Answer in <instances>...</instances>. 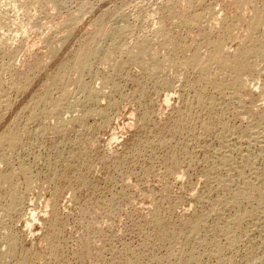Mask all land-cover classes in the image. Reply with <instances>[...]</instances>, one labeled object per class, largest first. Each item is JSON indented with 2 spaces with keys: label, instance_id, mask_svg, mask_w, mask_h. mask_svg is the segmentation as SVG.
<instances>
[{
  "label": "rangeland",
  "instance_id": "rangeland-1",
  "mask_svg": "<svg viewBox=\"0 0 264 264\" xmlns=\"http://www.w3.org/2000/svg\"><path fill=\"white\" fill-rule=\"evenodd\" d=\"M234 1L235 0H218V1L217 0H205V2H207V3H204V6L201 7V9H200L201 11L204 12V11H207L206 9L208 8L209 12L208 11H207L208 13L204 12L205 17L210 14V16H207L201 22V25H203L202 27L205 28V29H203V28L202 29L204 31H206L205 32L206 38H208L209 40H211V39L214 40V39H216L218 37V34L220 32L219 29H221L223 22H222V24H218V23H220L222 20H224L225 17H223V16L227 15L228 19L230 17V20L233 19L235 21L238 18L241 19V20H238V22L239 21L240 22L239 23L237 22L238 24H236L235 28H233V33L234 34H232L233 35L232 39L226 41V48H228V50L230 52H232V53H234V52H236L238 50L236 48H239V46H240L239 44H241V42L244 41V39L247 38V36H250L251 38L255 39V37L258 34L262 33V30H263V33H264V27L261 26V24H259L257 22L255 24V16H256L255 14L256 13H255V10H254L255 8H253V7L254 6L256 7V5L254 3V0H250L248 3L243 5V6H245V8L239 6V8H241V9L237 8L238 6L235 5ZM5 2H6V0L5 1L4 0H0V5H1L0 7L2 8V10H3V8H5V6H6V8L4 10H7V8L11 7L9 5L10 3L7 4V2L6 3ZM44 2H45V0H44ZM44 2L41 4L42 6L44 4V7H42V9L45 8L44 10H41L40 4L39 5H37V4L33 5L32 2L29 3V5L31 4L30 5L31 7L28 6L27 10L30 12L31 16H33L35 14L34 17H35L36 20L34 19L35 21H33V22L37 23V21H38V23H39V25L41 27L40 26L38 27L36 25V23H34L36 26L33 27L34 29L29 30V32L26 35H24L25 36L24 39H23V37H21L22 35H20V33L17 32V34H16L15 26H13V28H14L13 29L11 27L12 25H9V23H10L9 21L12 20L11 18L15 19L18 16V18L20 17L19 21H21V16H22L21 14L22 13L19 14L20 11L17 12V10H16V12H15L14 9L10 8L12 10L9 9L10 12H8V14H6V17L9 15L8 16L9 20L7 19L8 20V23H7L8 26L6 24H4V26L5 25L6 26L3 27V23L0 24V27L2 25V27L0 29V31L1 30L2 31L0 32V34H2V35L5 34V37H6V35H8L9 37L8 38L6 37L7 40H9V39L12 40L13 38H10V36L12 37V36L16 35V36H14V38L15 39L17 38V39L16 40H12L11 41L12 43L9 42V41H6L8 44L11 43V44H9V46L11 47V45L13 44L14 41L15 42L18 41L17 43H19V44L15 43V47H14V44H13L12 45L13 47L8 48V49H7V47H9V46H7V43L6 44H5V42L3 43L4 45L7 46L6 47V46L3 45L4 48H2V50H1V51H3V53L7 52V51L12 52V49L15 48L13 51H14V53H16L15 57L16 56H18V57L15 58L13 56L14 57L13 58L11 56V58L13 60L11 58H9L10 61L12 60L13 64L15 63V61H17V62L20 63V65H22V63H23V67H25L26 64H29V62H27V61L31 60L30 64L27 65V66H32L33 65L32 63L35 64V62H33L34 58H39V57H40L39 60L40 59L41 60L39 61L38 59H36L37 62L38 61L39 62H41V61L43 62V60H44V62L49 61L46 64L47 66L45 65V68H42V69L38 70V71H40L39 74L36 73L38 75L34 74L35 78L34 77L31 78V81L29 82V84L31 83L29 85L31 87L28 86L29 88L27 87L26 88L27 90L25 89V91H21V93H19V91H17L14 88H12L14 91L12 90V91L9 92L8 90L10 88L6 89L5 86H2L4 88V90L6 89L5 92L8 91L7 93H4V94L12 95V96H9L11 98V103L12 104L8 107V109L10 108L9 110L8 109L5 110V109H2L0 107V117L3 116L2 113L4 114L2 119L0 118L1 119V121H0V132L4 133V132H6L8 130L7 127H9V124H10L9 121L10 122L13 121V119H14L13 115L16 116L17 113H15V112H19L18 111L19 109H20V112L17 114V116L21 115V120H20L21 124H20V127H18V130H17L18 139H17V141L15 143L14 148L11 149L12 153L10 151H9V153H8V151H5L6 149H1L0 150V157H2L4 160L8 159V166H9L8 167V166H4L5 164H2V165L0 164V174L11 175V174L17 173V172H18L17 174H20V172H23V174H25L24 172L26 170V173L28 174V176H31V179L33 180V181H31V179H30V181L32 182L30 184V181H28L29 183H26L27 180H24L25 179L24 175L19 176V178L14 177L15 183H17V184H15V196L18 195L17 198L20 199L17 202V204H20V205L17 206L18 210H19L18 214H20L19 212H22V211H24V212H22L20 214V216L19 215H17V216L5 215V213L2 216H0V217H2V219L1 218L0 219L3 220V221L0 220V231H2L3 233H7V232H10L12 230L11 232L13 233V236L14 237L16 236V237L19 238V239L17 238L18 243H17V246L15 248L16 249L15 250L16 251V255L12 256V257L13 258H15V257L20 258L21 259V264H30L31 261L34 260L33 258L37 257V255L39 256L38 262H39V259L42 261L41 264H47V263L48 264H52L51 257L54 254L55 255H60L61 254L60 258L57 261V264H128L127 261L129 262V264H139L141 262V260H142V262L140 264H155V263L159 264L160 263L159 261H161L162 264L164 263V261H165L164 264H176L177 262H175V261H179V262L181 261V264H190V263L194 264V262L196 264H207L208 262H209V264H215V262H216V264H232V263L233 264H245L247 259H248L247 263H249V264H251V263L252 264H256V263L257 264H264V239H263L264 238V218H263L264 217V194H263L264 193V191H263L264 190V151H263L264 150V145L260 144L262 141H263L262 143H264V137L262 138L263 140L261 138H259L260 136H264V133L260 132V131H264V129H263L264 128V124L263 123H258V122H260V119H261V121L264 122V117H263L264 116V96H261V95H264V88H263L264 87V64H263L264 63V58H258V61H254V65L253 64L252 65H253V68H255L257 66L255 69L251 68V70H250V67H249L243 72V78L245 77L244 79H246V76H247V79H248V77L251 75V73H253L252 76H250V78H249L250 80L248 79L249 81H248L247 85L249 84L250 81H252L251 83L256 87V89H258L257 91L254 88H252V87H254V86H252V84H251L252 87L250 88V86H249L250 84H249L248 85L249 87L247 89H246V87H243V89L245 90L244 92L241 91V90H243L242 87L237 86L238 88L237 87L235 88V92L238 91V89L240 88V90L238 92L235 93L232 90L227 89L226 90L227 92L226 91L225 92L222 91V93H224L222 95V93L219 94L221 91L219 93L217 91H215L216 89H214L211 84L206 82L207 84L205 85V82H203L204 80L201 81L199 79V75L197 74V72L195 70L192 69L193 67L190 66L189 64L187 65V67L186 66L184 67L183 65H182L183 66L182 67L181 64H180L181 67L180 66L179 67H173L172 65H170V63H167L166 60H167V58H169L173 54V50L169 46H168L169 47L168 48L167 46H163V44L157 43V42H161L160 40H162V36H161V34L158 35V30L157 31L155 30V29H158V26H157L158 23H156L157 20L161 21L159 18L162 19V17L167 16L165 14H167L166 11H168V10H166L164 8L165 7H169L170 3L166 4L165 0H53V1L52 0H46L47 3L46 2L44 3ZM83 3H87L88 4L86 6L87 8L84 9V12L86 14L84 13V15H80L76 11H77V8L79 9L80 7L83 6L82 5ZM46 4L48 5L47 7H46ZM2 5H4V7H2ZM8 5L10 7H7ZM53 5H55L56 8H58V10L60 12L58 10L57 11H55V10L52 11L51 9L48 8V7L53 6ZM205 5L208 6V7L206 8ZM35 6H37L38 8H36ZM38 9H40V11H38L40 16L36 15ZM87 9H88V11H87ZM158 9L160 10V13H159V11H156ZM163 9L166 10V11L164 12ZM9 10H7V11H9ZM161 10H162V12H161ZM7 11H6V13H7ZM35 11H36V13H35ZM68 12L72 13L74 15H75V12H76L78 16L75 15L76 17H74L73 19H77L78 18V22H79V19H80L81 23L79 22V24H78L79 26L75 23L77 25V27H75V25H74L75 29L73 28L74 33H76V35L73 34L72 30H70L72 32L68 31L69 29H67V25L66 24L65 25L64 24L63 25L60 24L61 23L60 21H62L63 20L62 18H64L66 15L67 16L70 15V17H71V14H69ZM154 12L156 14H154ZM163 12L165 13L164 15H163ZM252 12L255 13V14H252ZM55 13H57V14H55ZM157 13H159V14H157ZM240 13H242V14H240ZM103 14L106 17L105 21L107 22V24H108L107 26H109V28H111V27L112 28L113 27L117 28L118 26L121 27L120 25H124L123 23H125V24L128 23V25L130 24L129 26L132 25L131 27L128 26V28L130 30L132 29V31L130 32V30L128 29L127 36H125L126 38L125 37L122 38V36L126 35V33H124L120 37V40L118 42V47H121L120 45L123 44L124 41H126L127 45H130V47H132V45H135L136 43L140 42V41H137L139 39L141 41L143 39H145V40L147 39V41L149 43L151 42L150 44L154 48L156 46V50L158 52V61L159 62H164L166 64V65L164 64V67H163V70H162L163 73L161 72L159 75H157V78L155 76V77H152L150 79L148 77L149 76V68L151 66L150 65L151 63H149V61L147 62L148 64H146L147 68L144 67V66H139V65L126 64V66H124L123 68H121L119 70L112 71L109 67H107V66L110 65V64H108L109 62H107V61L103 62V61L99 60V61L95 62L92 65L91 68H93V69H91L88 73H84V75H83V77L81 79V82L83 83V85H81V83H77V84H73L74 85L73 86L70 82H69V84H70L69 85V84H67L68 83L67 81H66V83H65V80H63L64 82L62 81V85H64V84H65L64 86H67V85L71 86L72 85V88L75 89V90H73L72 88L67 86L68 89L69 88L71 89V90L69 89V91L72 93V96L70 95V97H72V98L71 99L69 98L68 99L69 102L66 101L65 105L62 108L65 113L63 112V110H62V112H60L61 113V117L60 118H62V116H63L62 114H64V117L61 119V121L63 119H65L64 122L67 121V123H64V124H66L69 127V128L68 127L66 128L67 132L64 133V135H61L60 133L58 134L54 129H51V128L47 127L48 125H45V124H51V126H52V125L55 124V120H52L49 117L48 118H42V119H40L38 121H31V120L28 121L26 119V121H28V122L25 123V121H23V120L27 117L28 112H30L29 109L33 110L32 107H34L36 104H38L37 101L39 102L40 95H42L44 93L46 83L49 82L50 78H53L52 76L56 75L55 72H57L59 64L62 63L63 61H65L66 59H71L70 57H71V55H73V52L77 51L76 49L80 48V45L82 43L81 40L84 38V36L86 38L87 35H89L93 31L92 30V27H93L92 24L96 23L94 21L98 20V19H96V17L100 18V17H102ZM12 15L15 16V17H13ZM155 15H157V16H155ZM159 15H161L162 17L161 16L159 17ZM38 16H39V18H38ZM227 16H226V18H227ZM220 18H223V19H221V21H220ZM249 18L250 19L254 18V19L250 20ZM93 19H96V20H93ZM108 19H110L111 21H109ZM211 19H213V20L215 19V20L213 21ZM216 20L219 21V22L217 23ZM210 21H212L214 23V25ZM56 22H58L60 24V26H59L58 30L55 29L56 30L55 31V30H53L52 27L55 26L54 24H58ZM209 22L211 24H209ZM215 22L217 24H215ZM32 25H33V23H32ZM65 26H66V28H65ZM49 27H50V29H49ZM79 27H81L79 29V31L76 30ZM180 27L181 26L178 23V24H174V25H172V27L168 28V31H169V29H171V32H172V33L170 32L171 36L172 35L174 36V34H176L175 37L172 36L173 38L178 39L177 41L179 43H181L180 42V39H181L182 43L185 44L184 45L185 46L184 47V49H185L184 52L179 54L180 63H183V61H185L184 59H187L186 61H189V59L191 58V56L189 57V55L193 54L199 48H200L199 51H201L203 53L207 52V51L205 52L203 49L206 48L205 50H208V47L203 44V42L200 39V37L197 38V39H199V41L195 39L196 36H197L196 35V32H197L196 30H194L196 32H194L193 30L191 32H189V31H187L185 29L187 31V34H185L186 32H185L184 28L181 27L182 28L181 29ZM152 28H153V30H152ZM208 28L211 29V30L209 31ZM218 30H219V32H217ZM7 32H9V33H7ZM67 32L72 33V34H69V35H71L73 38L69 36L67 42L62 45V48L60 47V51H61V53H60V51L58 52V49H59L58 48L59 47L58 42H57V44H55L56 43L55 41H58V39L64 37ZM87 32L89 34H87ZM207 32H208V34H210L212 36L208 35ZM216 32L218 34H216ZM155 33L157 34V37H156ZM189 33H192L191 35H193V36L191 37ZM81 34H83V35H81ZM91 34L93 35L94 31ZM78 35L79 36L81 35L80 36L81 38ZM214 35L215 36L217 35L216 38H215ZM176 36L178 38H176ZM183 36H187V37H190V38H187V37L184 38ZM47 37H49L48 40L46 39ZM50 37L53 40L55 39L53 41V44H55L54 46L57 45L56 47L58 48L57 49L58 53H56V56L51 58V59H53L52 61H50L51 59L47 60L49 58L47 56H46L47 58H45V56H44L45 53L48 52L47 50H49V49L46 50V48H49L46 43H49V42L45 43L44 40L45 39H46L45 41H50L51 40L50 42L52 43V39ZM192 38H194V39H192ZM20 39H22V41L27 39V41L26 42L24 41L25 43H23L21 41V44H22V46H21L20 42H19ZM28 39L31 40L32 42L29 43ZM71 39L73 40V42H71L72 41ZM75 39H78V40L80 39L81 42H78V44H76L77 40L75 41ZM157 39H158V41H157ZM184 39H186V40H184ZM69 41L71 43H69V45H68L67 43ZM134 41H135V43H134ZM196 41H198L200 43L202 42V43L199 44ZM27 42H28L29 45L31 44L30 47L33 45V42H34V45L32 46L33 49H32V47L31 48L28 47L29 45L27 44ZM106 42L108 44V43H110V41L106 40V41L103 42L104 43L103 46H105V47L107 45ZM192 43H193V45H192ZM23 44H26V45H24V47L26 46L25 47L26 50H27V47H28V49L30 51H26L25 48L23 47ZM37 45L40 46V47H38ZM65 45L66 46L68 45L70 48L68 46L65 48ZM78 45H79V47H77ZM197 45H200L201 47H198V49H196ZM194 46H196V47H194ZM5 47H6V50L4 51L3 49H5ZM63 47L66 50H64ZM165 48H167V49H165ZM17 49H18V51H20V53L22 52L21 53L22 55L20 53L18 54V52H16ZM22 49H24V50H22ZM31 49L33 51H31ZM160 51H161V53L163 52V54H161ZM27 52H29L30 54L28 55ZM33 52L36 53V55ZM66 52H68V53H66ZM58 54H62V55H58ZM20 55H21V57H19ZM161 55H162V57H161ZM23 56L24 57L26 56V57L24 58ZM30 56H31V58L33 60L30 58ZM32 56H34V57H32ZM57 56L60 57V58L58 59ZM166 56H167V58H166ZM63 57H65V58H63ZM184 57H186V58H184ZM0 58L2 60V58H4V57H1V55H0ZM180 58L182 59V61L180 60ZM9 59L6 58L5 61H8ZM16 59H18V60H16ZM60 59H61V61H60ZM36 60H34V61H36ZM57 60H58V62H56ZM53 62H54L53 67H54L55 71L53 70V67H52V69L50 68L52 65H50V66L48 65V64H53ZM98 62H99L100 66L98 65ZM17 64L18 63H16L15 68L18 69V70H15V68H14V70H12V71H7V73H5L6 71L4 72L5 73L4 75L7 78H10V75L14 76V74L20 73L22 71L21 69L23 67L20 66L19 64H18V67H17ZM104 65L107 67V68L105 67L106 70L103 69ZM252 65H250V66L252 67ZM47 67L49 69H51V70L47 69ZM189 67H191V70L194 71V73L193 72L191 73V70L189 69ZM44 69H45V71H44ZM94 69H96V70H94ZM108 69H110V71ZM185 69H187V72L189 71L188 74L191 75V76L187 75L188 76L187 77L186 75H182V73L185 74L184 73ZM252 69H253V71H252ZM92 70L94 71V73H93ZM41 71H42V73H41ZM43 71H44V73H43ZM95 71H96V73L98 71H101V72H100V74L99 73L95 74ZM105 71H108L109 73L108 72L105 73ZM255 71L259 75L255 74ZM45 72H47L46 74L49 73V75H46ZM187 72H186V74H187ZM245 72H247V73H245ZM89 73L91 74V76L92 75L93 76L89 77V75H90ZM168 73H170V74H168ZM248 73H250V75H247ZM6 74L9 75V76H7ZM87 74H88V76H87ZM261 74H263V75H261ZM42 75H44L45 77L42 76ZM109 75H110V77H109ZM96 76H97V78H96ZM100 76H101V78H100ZM102 76H103V79H102ZM172 76H173V78H175V80L172 78ZM6 77H4V78H6ZM165 77L167 78L166 81L168 83H170V84H167V85L168 86L170 85V87L172 86L171 89H169L170 87H165V86L163 87L162 86L165 83L164 82L165 81L164 80ZM95 78L96 79L99 78V79L96 80ZM105 78L108 79V80H106ZM145 78H147V79L145 80ZM92 79H93V82H92ZM131 79H132L133 82L132 81H128V80H131ZM220 79L222 80L223 77H220ZM224 79H226V81L222 80L220 82L221 83H224V82L227 83L228 79L227 78H224ZM253 79H255V80L253 81ZM100 80H101V82H100ZM102 80L104 81V83H103V87L101 88L100 86H102ZM155 80H157V82H155ZM181 80H182V82L179 83V81H181ZM196 80H197V82H198V80H200L198 82V85H195L194 87H192L193 83L196 82ZM185 81H186V85H185ZM40 82H43V85H45V86L42 85L43 86L42 87L40 85L42 83H40ZM160 82L162 84H159ZM197 82H196V84H197ZM201 82H203V84ZM37 83H38V85H37ZM94 83H95V85H94ZM171 83H172V85H171ZM199 83H200V85H199ZM78 84L80 86H78ZM187 84H189V85H187ZM62 85H58L57 87L62 86ZM75 85H77V86H75ZM33 86L35 88H37V89H35ZM81 86H87L90 89H94V92L97 91V89H98V91L96 93H94V95H95L94 101L87 100L83 93H81L80 95L78 94V93H80L82 91ZM94 86H96V87H94ZM189 86H191V87H189ZM205 86H206V91H205ZM57 87H54V89H52V91H51V94H53L54 97L58 96V92L56 90ZM211 87H212V89H214V90H212L213 92H211ZM223 87H225V84H223ZM107 88L109 89V91H108ZM160 88H161V90H160ZM165 88H166V90L168 89L167 92L170 93V94L165 93L166 92ZM140 89H141V91H140ZM190 89H192V90H190ZM33 90H34V92L31 93ZM41 90H42V92H40ZM172 90L174 91V93H173ZM249 90H250V94L248 93ZM76 91H78V92L76 93ZM161 91H162V93H160ZM197 91H198V94H197ZM231 91H232V93H235V94L230 95ZM209 92H211V93H209ZM258 92H260V94ZM29 93H31V94H29ZM99 93H100V95H99ZM132 93H134V94H132ZM164 93L166 94V96L168 94V99L171 102V104H169L170 102L168 103V101L166 103V99H165L166 96H163V95H165ZM217 93H218V96H217ZM200 94H201V97H200ZM210 94H213V96L215 98H217V99H215ZM228 94L231 97L227 96V98L224 99V97L226 95H228ZM236 94L239 95V97L235 96ZM243 94H245V95H243ZM76 95H77V97H76ZM169 95H173V97L171 96L172 99H171V97ZM220 95L222 96V98H221ZM249 95H251V96H249ZM258 95H259V100L257 99L258 101H256V97ZM79 96H83V97H79ZM232 96H234L233 99L235 97H238L237 100L236 99L234 100V103H233ZM108 97H109V99H107ZM206 97H207V99H209V97H210V102L212 103L210 105L212 107H215V108H212V109L208 108V106L209 107H211V106L208 105L210 103L209 100L204 99ZM244 97H247V98H244ZM15 98L18 99V100L15 101ZM185 98L187 99V101L185 100ZM195 98H197V99H195ZM250 98H252V99L249 100ZM28 99L31 101V103L33 102V100L35 102H33L32 105H31V103L29 102ZM82 99L85 100L86 102L82 101ZM137 99H138V101H137ZM163 99L165 101H163ZM230 99H231V102L229 101ZM238 99L240 101H238ZM245 99H248L249 101L245 100ZM23 100H26L27 102L23 101ZM192 100H194L195 102L192 101ZM242 100H243V103H244L245 106H243V104L241 102ZM262 100H263V102H262ZM99 101H101V102H99ZM199 101H202V104L201 103L199 104ZM250 101H252V102H250ZM97 102L99 104H97ZM116 102H118V103H116ZM162 102H165V104H167V106H168V104L170 106L169 107L163 106L164 103H162ZM228 102H229V104H227ZM238 102H240V103H238ZM257 102H259V104L256 105V106H251L252 104H250V103L256 104ZM260 102H262V103L260 104ZM67 103H69V108H68V104ZM187 103H189L190 106ZM236 103H238V104H236ZM248 103L250 104V106H249ZM21 104H22V107L20 106ZM83 104H85V105H83ZM127 104H128V106H127ZM158 104L159 105L161 104V106L158 107L159 106ZM183 104H185V105H183ZM213 104L215 106H213ZM217 104L219 106H221L223 104L225 107L222 105L223 108H222V106L220 108H222L223 110L221 109V111H219L220 108H219V106ZM230 104H232L234 106H231ZM26 105H28V106L26 107ZM72 106H74V107H72ZM175 106H176V108H175ZM229 106H231V107H229ZM239 106H240V110H239ZM246 106H249V107H246ZM177 107H179V108H177ZM189 107H191V108H189ZM17 108H18V110H17ZM83 108H84V110H83ZM156 108H157V110H156ZM227 108L229 110H227ZM231 108L232 109L236 108V109H233V110H237L238 109L236 111L237 115H236L235 111L234 112L232 111ZM256 108L258 109L257 113H256ZM194 109L196 111H194ZM214 109H217V110L215 111ZM98 110H99V115H98ZM188 110H190V111H188ZM211 110H212V112H209ZM253 110H255V111H253ZM146 111H147V113H146ZM186 111L189 114V116L187 114V116L189 118L186 115H184V114H186L185 113ZM217 111L219 112V115H217L218 114ZM251 111H253V112H251ZM78 112H79V114H78ZM85 112H86V114H85ZM93 112H95V114ZM156 112H158V114ZM182 112H184V113H182ZM220 112H221V114H220ZM238 112L241 115L246 112L248 114L246 115V113H245L244 117L245 116H249V115L251 117L250 118H248V117L246 118L245 117V119H242L244 117L243 116L241 117V115ZM71 113H72V115H71ZM129 113H132L133 115H131V114L129 115ZM199 113H201L203 116L201 114H199ZM222 113H225L224 114L225 117H224V115H222ZM253 113H254V115H253ZM73 114H74V116H73ZM181 114H182V116H181ZM150 115H151V117H150ZM205 115H206V117H204ZM213 115L216 116V117H214ZM261 115H262L263 119H262V117L260 118ZM111 116H112V118H111ZM129 116L132 117L133 120L129 119ZM222 116H223V118H220ZM233 116H234V118H233ZM252 116L254 117L253 120H252ZM91 117H92V119H91ZM155 117H157L158 119L155 118ZM181 117H183V118H181ZM238 117H239V119H238ZM107 118H111V119L108 121ZM115 118H116V120H115ZM142 118H144V119H142ZM177 118L178 119H184V124L185 125L184 124L178 125L175 122V121L178 122ZM216 118H218V119L220 118L219 121H217ZM229 118H230L231 122L227 121V123H225L226 119H229ZM236 118H237V120H235ZM209 119H210V121H213L215 119L216 120L214 122H210ZM240 119L242 121L243 120L244 121L242 122ZM249 119H251V120H249ZM105 120H106V122L108 121V125L105 122ZM171 120H172V122H171ZM194 120H196V121H194ZM50 121H54V122L50 123ZM72 121H76V122L73 123V124H70ZM171 123L173 124L174 127L171 126ZM130 124L131 125L133 124V125L130 128H128V126H130ZM227 124H229V125H227ZM256 124H258V126ZM259 124L262 127H260ZM202 125H205V126H202ZM218 125H219V127L220 126L223 127L222 132H219V130H220L219 127L216 128ZM249 125H250V128L248 129ZM21 126H22V128L24 127L22 130H20ZM39 126H41V127L39 128ZM100 126H101V128H100ZM192 126H194V129H193ZM195 126H197V127L199 126V129H201V132L197 131L198 128L195 127ZM225 126H227V127H225ZM228 126H231V127H228ZM253 126H255V128H258V129H256L254 131ZM203 127H204V129L206 128L205 129L206 131L203 129ZM209 127L213 128V131ZM34 128L36 130H34ZM79 128H80V132L78 131ZM227 128H229V130L231 132ZM231 128H233V129L231 130ZM75 129L78 132H76ZM166 129H167V131H166ZM202 130H204V132H202ZM243 130H245V131L247 130L246 133ZM169 131H171V132H169ZM176 131H180V132L178 133ZM226 131H227V133H226ZM81 132H83V133H81ZM187 132L189 133L188 136H187V134H188ZM191 132H192V134H191ZM252 132H255L256 134L257 133L258 134L256 135V134H254ZM1 133H0V135H1ZM22 133H24L23 136H22ZM74 133H77V134H74ZM217 133H219V134H217ZM224 133H225L224 137L226 136L225 140L228 141V138L231 137V136L233 137L234 135H235L234 137L236 138V140H235V138L232 139V137H231L229 139V141H228L229 143H228L227 141L223 140V138H224L223 134ZM231 133H232V135H231ZM259 133H260V136H259ZM50 134H51V136H50ZM174 134H176V135H174ZM199 134L202 135L203 137L200 136ZM249 134L252 137L257 136L255 138H251V140L253 139L254 143L250 140L251 136H249ZM31 135L33 136L34 139L32 138ZM190 135H192V136H190ZM205 135H207V136H205ZM217 135H218V137H217ZM220 135H221V137H220ZM228 135H229V137H228ZM181 136H183L184 139ZM244 136H246V137L248 136L249 138L245 137V140L247 139L249 141L243 140ZM204 137H205V140H204ZM192 138H193V140H192ZM237 138H238V140H241V141L239 142L237 140ZM36 139L38 141H36ZM51 139H53L52 142H50ZM114 139H116V141ZM149 139H150V141H149ZM255 139H257V140L259 139L260 143H259V141L255 140ZM92 140H94V141H92ZM165 140L168 141V142H171V143L169 144ZM178 140H180V141H178ZM32 141L35 144H33ZM164 141L166 142V144L164 143ZM233 141H235V142H233ZM242 141H243V143H242ZM87 142L89 143L90 146L87 145ZM224 142L225 143L227 142V143L224 145ZM246 142H247V144H246ZM146 143H148V144H146ZM186 143H187V145L188 144L189 145L186 146ZM248 143H249L250 146L248 145ZM255 143H257V144H255ZM18 144H20V146ZM91 144H93V146L96 144V146H94L95 148ZM151 144H153V145H151ZM202 144H203V146H202ZM25 145L27 146V148H26ZM57 145H58V147H57ZM147 145H149L148 148L145 147ZM169 145H171L170 148H169ZM259 145H261L260 148H259ZM247 146H249V147H247ZM205 147H207V148H205ZM210 147H212V148H210ZM261 148H263V149L261 150ZM134 149L137 152L133 151ZM143 149L145 150L144 152H143ZM184 149L186 151L185 156H184L185 152L184 153L182 152V151H184ZM17 150H19V151H17ZM37 150H38V152H37ZM58 150L60 151V153H59ZM175 150L178 151V152H176ZM222 150H224V151L222 152ZM256 150H258V151H256ZM14 151L15 152L17 151L16 152L17 156H15V154H14L15 152ZM52 151H53V153H52ZM219 151H220V154L223 153L224 156H226V153H228L227 154V158L230 159V160H228V159L226 160L225 157H223L222 155L219 154ZM225 151H226V153H225ZM245 151L248 154H246ZM36 153H37V155H35ZM79 153L80 154H86V156L88 157L89 161L86 164H81L80 163V162H82V160H80L78 158L80 156V155H78ZM140 153H141L142 157H140ZM188 154H189V156H188ZM242 154L245 155V156H243ZM112 155H113V157H112ZM124 155H125V157L127 156V157H130V158H125ZM129 155H131V156H129ZM190 155H192V156H190ZM246 155H247V157H246ZM37 156H38V158H37ZM105 156L106 157L110 156V157H108L109 159H107ZM132 156H134V157L131 158ZM179 156H181V157H179ZM182 156H184V157H182ZM215 156L219 157L220 159L226 160V162L224 160L218 159ZM253 156H254V158H253ZM171 157H173V158L175 157L176 159L175 158L173 159ZM23 158H25V159H23ZM177 158L180 159L181 163H179L180 161ZM246 158H249V162H248V160ZM36 159H38V160H36ZM53 159H54V161H53ZM212 159H214V160L212 161ZM245 159H246L247 162L245 161ZM175 160H176V162H175ZM13 161H15V163H12ZM75 161H77V162H75ZM209 161H211L212 163H210ZM222 161H224L223 162V164H224L223 166L224 167L223 166L221 167ZM33 162L36 165H34ZM113 162L115 164H113ZM204 162H205V164H204ZM170 163H171V165H170ZM202 163H203V165H202ZM226 163H227V166L225 165ZM62 164H63V166H62ZM73 164H74V167L72 166ZM131 164H133V165H131ZM173 164H174V166H173ZM241 164H242V166H241ZM29 165H30V167H29ZM114 165H115V167H114ZM48 166H51V168L48 167ZM218 166L221 167V168H218ZM250 166L251 167L253 166L252 167L253 169ZM15 167H16V170H15ZM213 167L214 168L216 167L215 171H214ZM18 168H19V170H18ZM21 168H23V170H20ZM119 168L121 170H119ZM175 168H176V170H175ZM222 168H225V170L222 169ZM244 168L246 170H243ZM232 169H234V170H232ZM30 170H31V173L29 172ZM206 170H207V172H206ZM240 170H241V172H240ZM49 171H50V173H48ZM64 171L68 172L67 177L65 175H63ZM166 171H169V172H166ZM171 171L173 172V174L174 173L175 174L174 175L171 174L172 173ZM223 171H224V173H223ZM237 172H240V174L238 173L239 175H241L240 177L238 176ZM29 173L32 174V175H30ZM226 173H227L228 178H227V176H225ZM27 174H25V175H27ZM171 175L174 176V177H171ZM178 175L181 176V179L179 178L180 176L178 177ZM213 176H214V178H213ZM54 177H56L59 180V183H61V184L65 183L66 181H69V183L72 184V186H71L72 188L71 187L70 188L67 187L68 189L61 190L62 196L57 201L55 207H54V205H52V202H49V200L52 199L50 191L52 189L51 180ZM80 177H86V183L84 185H79L78 184L79 183L78 180H79ZM218 177H219L221 182L223 181L221 179H224L222 184H218L220 182V181H218ZM37 178H39V179H37ZM50 178H51V180H48ZM60 178H61V181H60ZM176 178L179 179V181L176 180ZM201 178H202V180H201ZM210 178H211V180H210ZM15 179H17V180H15ZM22 180H24V181L22 182ZM126 180H127V182L128 181L130 182L127 185H126V183L124 184V182ZM198 180H201V181H198ZM214 180H216L218 183L216 181H214ZM44 181H45V183H43ZM48 181H50V182H48ZM24 182H25V184H24ZM207 182H209V184ZM225 182L227 184H229L228 186H230V187L226 188L225 186H227V184ZM33 183H34V185H33ZM37 183H39V184H37ZM171 183H173V184H171ZM2 184H4V182L0 181V190L1 191H2V187L1 186H3ZM43 184H45V185H43ZM46 184H47V186H46ZM123 185H126V186H123ZM134 185H135V187H134ZM147 185H148V187H147ZM219 185H221L222 187H220ZM26 186H27V188L29 190L26 188ZM128 186L130 187V189H129ZM36 187H38V188H36ZM39 187H40L41 190L39 189ZM49 187H51V188H49ZM254 187H256V188H254ZM23 188H24V190H23ZM135 188H138V189H135ZM149 188H150V190H149ZM165 188H166V190H165ZM214 188H216V189L214 190ZM220 188L221 189L223 188V190H221ZM241 188H244V189L240 191L239 189H241ZM17 189H19V191H17ZM224 189H227V190H224ZM254 189H256L255 191L257 193L255 191H251V190H254ZM22 190H23V192H22ZM27 190H28V193H30V195H27L28 194ZM34 190H36V192H34ZM235 190L237 192H235V194H232V193H234ZM193 191H194V193L192 194ZM230 191H232V193ZM244 191L245 192L247 191L246 195L245 194H241V197H239L240 193L241 192L244 193ZM73 192H74V195H73ZM252 192H253V194H252ZM259 193H260V195L257 196ZM71 194L77 200L70 201L69 198L72 196ZM205 194H206L207 197L205 196ZM208 194H209V196H208ZM236 194H238V196ZM247 194H248V196H247ZM113 195H114V197H113ZM190 195H192V197ZM201 195H203V196H201ZM227 195H229V196H227ZM234 195L236 196V198H234L235 197ZM242 195H243V197L245 199L242 197ZM28 196H30V198H27ZM38 196H39V198H41V200L38 198ZM148 196L151 198V201H150V198ZM226 196H227V198H225ZM232 196H234V197H232ZM246 196L248 198L250 196L249 199H251V200L247 201L249 199L246 200V198H247ZM65 197H67V198H65ZM143 197H145V198H143ZM237 197H239L240 199L242 198L243 200L242 199L240 200ZM24 198L25 199L27 198V199L25 200ZM255 198L257 200H255ZM34 199H35V201H34ZM46 199L48 200L47 202H49L48 206L45 205V204H47L45 202ZM112 199H114V200H112ZM147 199H148V201H147ZM204 199H206V200H204ZM226 199H227V201L229 200L228 202L230 204L227 201L225 202ZM232 199H233V201H232ZM253 199H254V201H253ZM39 200L41 202H38ZM109 200L111 202H109ZM167 200H168V202H167ZM214 200H216V201H214ZM235 200H237V201H235ZM27 201H29V204H31L32 201H34V202L37 201V202L36 203L33 202L32 203V204H34V206H33V205H29ZM256 201H260L262 203L261 206H260V202L257 203ZM44 202H45V204H44ZM112 202H113V205L110 204ZM216 202L218 203L219 207L216 206L217 205ZM37 203H39V204H37ZM152 203H153V205H152ZM208 203H209V205H208ZM226 203H228L229 205L227 206ZM5 204H6V202L4 200H1V203H0L1 207L0 208L4 209ZM81 204L84 205V206H82ZM190 204L192 206L191 208H190ZM234 204H236L238 206V208H237L236 205L233 207L232 205H234ZM25 205H26V207H25ZM38 205H40V206H38ZM43 205L48 207V208H45L46 211L45 210L41 211V210L44 209ZM245 205H246V208H245ZM198 206H200V207H198ZM38 207H39V211H40L39 213H41L42 215L41 214L40 215H41V217H43L42 222L41 223L39 222V226L41 228H39L38 223H37V224H35V226L29 232L26 231V233H25V229L22 230V228L24 227L23 222L19 221L21 219L20 217H22L21 215H23V217L27 216L28 213L32 209H33V211L38 212ZM42 207H43V209H42ZM127 207H128V209H127ZM212 207H214V208H212ZM242 207H244V208H242ZM252 207H254V208H252ZM21 208L23 210H20ZM83 208L85 209V211H84ZM111 208H113V209H111ZM227 208H229V209H227ZM230 208H231V210H230ZM184 209H186V211L188 209L189 211H187L188 213H186V211H185L184 213H186V214L182 213L183 214L182 215L181 212H183ZM212 210L214 211L213 213H212ZM27 211H29V212H27ZM53 211L55 213L54 215L59 219V221L61 223V226H62L60 228V230H59V233H60L59 238L60 239L58 238V240L56 241L58 243H54V246L49 251L44 252L45 250L42 249L43 241L46 240L45 237L50 233V231L52 229V227H51L52 225L51 224L49 225V222H50L49 220H50V218L52 216V212ZM79 211L81 212V214H84L85 216L79 215L80 214ZM112 211H114V212H112ZM163 211H164V213H163ZM234 211H236V215H235ZM86 212H87V215L85 214ZM191 212H193V213H191ZM203 212H205V213H203ZM251 212H253V213H251ZM45 213H46V215H44ZM95 213H96L97 216L95 215ZM243 213L244 214L246 213L247 216H246V214L244 215ZM249 213H250V216H249ZM254 214H255V216H254ZM4 215H5V217H4ZM43 215L46 216V217H44ZM179 215H181L182 217L179 216ZM6 216H8V217L6 218ZM60 216H62V217H60ZM79 216H81V218ZM200 216H201V220H199ZM232 216L236 217V218H233ZM9 217L12 218V219H10ZM88 217L91 218V219L89 220ZM146 217H148V218H146ZM207 217H208V220H207ZM221 217H223V221L221 220L222 219ZM239 217H240L241 221L237 222ZM18 218H20V219H18ZM78 218H80L82 221L78 220ZM84 218L86 220H84ZM180 218H182V219H180ZM202 218H205V219H202ZM15 219L18 220V221H16ZM183 219H185V220H183ZM186 219L187 220H192V221L194 220L193 223L194 224L196 223V227H197L196 228V232L192 236V238H194V239L190 238L189 241H187L188 243L187 242L185 243L184 238H183L189 232V226L187 225V223L184 222V221H186ZM244 219H246V220L244 221ZM4 220H5V222H4ZM131 220H133V221H131ZM150 221H151V223H150ZM95 222L97 223V225H95L96 224ZM158 222L161 223L162 225H164L165 228L164 229L163 228H159L160 226L157 224ZM181 222L182 223L184 222L185 224H182ZM201 222L203 224L207 225V226L201 224ZM218 222H221V223L218 224ZM15 223H17V226H16ZM85 223H87V224H85ZM209 223L212 224V225H210ZM217 224L220 226V228L222 230V231L219 230V231H221L220 233H219L218 230H216L219 227ZM88 225H89V227H88ZM228 225L230 227V230L227 229V230H229V232L228 231L226 232V227L229 228ZM238 225H240V226H238ZM9 226H10V228H9ZM127 227H128V229H127ZM6 228H8V229H6ZM168 228H170V229H168ZM234 228H235V230H234ZM84 229H86V230H84ZM207 229H209V230H207ZM87 230L90 233L87 232ZM213 230H214V232H213ZM237 230H238V232H237ZM230 231L231 232L235 231L237 234L235 232L234 233L236 235L234 233L231 234ZM77 232H79V233H77ZM80 232H81V234H80ZM164 232L167 233V236H164L165 238H162L163 236H160V235L164 234ZM28 233L32 234V238H31L30 234L28 235ZM34 233H38V234L33 235ZM196 233H198V234H196ZM205 233H207V234H205ZM92 234L94 235V237H93ZM222 234H224V235L222 236ZM227 234H229L228 235L229 237L227 236ZM195 235H197L198 237H196ZM232 235H234V237ZM224 236H227L228 238L224 237ZM87 237H88V240H87ZM218 237H219V239H218ZM208 238H209V240H208ZM231 238L235 239V241L233 239H231ZM201 239H203V240H201ZM217 239H218V243H217ZM77 240H78V242H77ZM200 240H201L200 243H203V245H201V247L203 249L200 247V245H199L200 243H197ZM214 240H216V241L213 242ZM231 240H232V243L229 244L231 242ZM153 241H155V242L157 241L156 244H155V242L153 243ZM108 242H109V244H108ZM175 242H177V243H175ZM83 243H85V244H83ZM179 243L181 245V247H180L181 249L179 248L180 245H177ZM216 243L218 244V246L216 245ZM233 243H235V244H233ZM197 244H198V246L194 247V245H197ZM240 244H242V245H240ZM174 245H175V248H174ZM231 245H235V246L231 247ZM237 245H239V246H237ZM56 246L59 247V250H58L57 253L53 252L57 248ZM154 246H156V247H154ZM226 246H228V248L230 247L229 250H227L228 248ZM172 247L174 248V250L172 249ZM176 247H178V248H176ZM2 248H4V249H2ZM167 248H169V250ZM207 248H209V249H207ZM171 249L173 250V252H172ZM189 249H191V250L193 249L194 251L193 250L190 251ZM212 249H215V250H212ZM87 250H90V252H91V254L89 256H85V251H87ZM175 250H176L177 254L175 253ZM216 250L218 251L217 254H215L217 252ZM224 250H225L226 253L224 252ZM5 251H6V247L4 246V239H2V237H0V257L3 255V253ZM178 251H180V254H183V255H181V257L179 256V252ZM214 251H216V252H214ZM126 252H128V253H126ZM130 252H131V254H129ZM150 252H151V254H150ZM170 252H172L171 255H170ZM185 252L188 253V254L189 253H193L194 257H195V258H193L194 260L192 259L193 261H191V260L189 261L188 260L189 258L187 257L188 254H185ZM222 252H224V253L222 254ZM72 253H74L73 256H72ZM205 253H206V255H204ZM219 253H221V254H219ZM209 254H211V255L214 254L213 258ZM25 255H26V258L28 257L27 260L25 258ZM32 255H33V257H32ZM249 255H251V256L248 258ZM47 256H48V258H47ZM154 256H156V258ZM168 256H169V258H168ZM196 256H199V257H196ZM202 256H204L205 258L202 257ZM206 256H207V258H206ZM245 256H246L247 259L245 258ZM12 257L5 258L6 261L4 260V264H14V261H13ZM135 257H136V259H134ZM172 257H175V259L174 258L172 259ZM176 257H178L179 260H177ZM184 257L187 258V260L182 259ZM46 258H47V260H46ZM137 258H138V260H137ZM166 258L170 259V261H168V259H166ZM197 258H199V259H197ZM156 259L157 260L160 259V260L157 261ZM163 259H164V261H163ZM226 259H227V261H226ZM251 259H253V261ZM134 260H136V261H134ZM23 261H24V263H23ZM137 261H138V263H137ZM150 261L153 262V263H151ZM182 261L183 262L185 261V262L183 263ZM33 262L38 263L36 260H34ZM167 262H169V263H167ZM179 262H178V264H180Z\"/></svg>",
  "mask_w": 264,
  "mask_h": 264
},
{
  "label": "bare ground",
  "instance_id": "bare-ground-1",
  "mask_svg": "<svg viewBox=\"0 0 264 264\" xmlns=\"http://www.w3.org/2000/svg\"><path fill=\"white\" fill-rule=\"evenodd\" d=\"M5 1V0H4ZM9 1V2H8ZM6 0V2H7V4H9L7 7H10V8H12V9H14L15 10V12H16V10H17V12L18 11H20L19 12V14L20 13H22L21 15V21H19L20 19V17L18 18V16L14 19V18H11L10 20L11 21H9L10 23H9V25H12L11 27L13 28V26H15V28H16V30H15V32H16V34H17V32L18 33H20V35H22L21 37H23V39H24V35H26L28 32H29V30H31V29H34L33 27H35L36 25L39 27L40 25H39V23H38V21H37V23L36 22H33V21H35L36 19H35V17H34V15L33 16H31V14H30V12L27 10L28 9V6H30L29 5V3H31L32 2V4L34 5H39L40 4V6H41V10H44L45 8H43L42 9V7H44V4H43V6L41 5L43 2H44V0ZM53 1V0H52ZM218 1V0H217ZM250 0H235L234 2H235V5H237L238 7L237 8H239V6L240 7H244L245 8V6H243V5H245L246 3H248ZM3 2V1H2ZM5 2V3H6ZM45 2H46V0H45ZM44 2V3H45ZM50 2V1H49ZM47 3V2H46ZM165 3L166 4H168V3H170L169 5V7H165L164 9H166V10H168V11H166V10H164L163 9V11L165 12H167V14H165L164 12H163V15L165 14V15H167V16H165V17H162L161 15H159V17L161 16L162 17V19L161 18H159L161 21H159V20H157V22L156 23H158V29H155L156 31L158 30V35H160L161 34V36H162V40H160L161 42H157V43H160V44H163V46H169L170 48H172V50H173V54L169 57V58H167V56H166V58H167V63H170V65H172L173 67H179L180 66V64H181V66L183 65L184 67L186 66L187 67V65L189 64L190 66H192L193 68V70H195L196 72H197V74L199 75V79L201 80V81H203V82H205V85L207 84V83H209V84H211L212 86H213V88L214 89H216L215 91H217L219 94H221L222 93V91L223 92H225L227 89H230V90H232L233 92H235V88L237 87V86H239V87H242V89H243V87H246V89L250 86V88L252 87V86H254L251 82L252 81H250L249 82V86L247 85V83H248V81L250 80L249 78H250V76H252V74L253 73H251V75H250V73H248L247 75H250L249 77H248V79H247V76H246V79H244L243 78V72L247 69V68H249L250 67V70H251V68H253V65H254V61H258V58H264V33H263V30H262V33L261 34H258L256 37H255V39H253V38H251L250 36H247V38H245L244 39V41H242L241 42V44H239L240 46H239V48H236V49H238L236 52H234V53H232V52H230L229 50H228V48H226V41L227 40H231L232 39V34H234L233 33V28H235V26H236V24H238L239 22H238V20H241L240 18H238L236 21L235 20H230V17H229V19H228V16L227 15H225V16H223V17H225L224 18V20H222L221 21V19H223V18H220V23H218L219 21H217V23L218 24H222V22H223V24H222V27H221V29H219L220 30V32H219V30L217 31V32H219V34L216 32V34H218V37L216 38V36H215V38L216 39H214V40H209L208 38H206V34H205V32L206 31H204L203 29H205V28H203L202 26L203 25H201V22L207 17V16H210V14L209 15H207L206 17H205V14H204V12L206 13L207 11H208V6H206L205 5V7L207 8L206 10L207 11H201L200 9H201V7H203L204 6V3H207V2H205V0H165ZM254 3H255V5H256V7L254 6L253 8H255L254 10H255V13H253L252 12V14H255L256 16H255V24H256V22L257 23H259V24H261V26H263L264 27V0H254ZM253 3V4H254ZM6 4V5H7ZM28 4V5H27ZM52 4V3H51ZM50 5V4H49ZM83 6L82 7H80L79 9L77 8V13H79L80 15H84V9L85 8H87L86 6L88 5L87 3H83L82 4ZM1 6V5H0ZM48 5L46 4V7H47ZM2 7H4V5H2ZM31 7V6H30ZM36 8H38L37 6H35ZM200 7V8H199ZM1 8V7H0ZM5 8H6V6H5ZM5 8H3V10H2V8L0 9V24H2L3 23V27H5L6 25H7V23H8V16L6 17V14H8V12H10V10H12V9H10V8H7V10H9V11H7V10H4ZM49 9H51L52 11H57L58 10V8H56V6L55 5H53V6H50V7H48ZM47 9V8H46ZM89 9V8H88ZM88 9H87V11H88ZM204 9V8H203ZM239 9H241V8H239ZM13 10V11H14ZM205 10V9H204ZM244 10V9H243ZM6 11H7V13H6ZM38 11H40V9H38L37 10V13H36V11H35V13H36V15H39V12ZM59 11V10H58ZM86 11V12H87ZM156 11H159V13H160V10L158 9V10H156ZM12 12V11H11ZM14 12V13H15ZM34 12V11H33ZM60 12V11H59ZM73 12V11H72ZM75 12V15H77V13ZM161 12H162V10H161ZM209 12V11H208ZM207 12V13H208ZM213 12V11H212ZM237 12V11H236ZM243 12V11H242ZM69 13V12H68ZM90 13V12H89ZM159 13H157V14H159ZM238 13V12H237ZM251 13V12H250ZM53 14V13H52ZM55 14H57V13H55ZM54 14V15H55ZM69 14H71V17H70V15H66L64 18H62L63 20V22L62 21H60L61 23L60 24H66L67 25V29H69L68 31H70V30H72L73 31V34H75L76 35V33H74V30H73V28L75 29V27H77V25L79 24V22H80V19H79V22H78V18L77 19H73L74 17H76L74 14H72V13H69ZM86 14V13H85ZM106 14V13H105ZM154 14H156L155 12H154ZM228 14V13H227ZM240 14H242V13H240ZM229 15V14H228ZM13 16V15H12ZM11 16V17H12ZM40 16V15H39ZM39 16H38V18H39ZM60 16V15H59ZM62 16V15H61ZM78 16V15H77ZM101 16V15H100ZM155 16H157V15H155ZM226 16H227V18H226ZM240 16V15H239ZM252 16V15H251ZM13 17H15V16H13ZM42 17V16H41ZM99 17V16H98ZM217 17V16H216ZM254 17V16H253ZM209 18V17H208ZM213 18V17H212ZM215 18V17H214ZM218 18V17H217ZM216 18V19H217ZM8 19V20H7ZM14 19V20H13ZM35 19V20H34ZM52 19V18H51ZM96 19H98L97 21H94V22H96V23H94V24H92V30L94 31V34L92 35L91 33L93 32H91L90 34L87 32V34H89V35H87V37L85 38V36H84V38L81 40L82 41V43H81V45H80V48L79 49H76L77 51H75V52H73V55H71V59H66L65 61H63L62 63H60L59 64V66H58V69H57V72H55L56 73V75L55 76H52L53 78H50L49 79V82L48 83H46V86L45 85H43V82H40V83H42V84H40L41 86L43 85V86H45V91H44V93L42 94V95H40V97H39V102L37 101V103L38 104H36L34 107H32L33 108V110H31V109H29L30 110V112H28V114H27V117L23 120V121H25V123L26 122H28V121H38V120H40V119H42V118H51L52 120H55V124L54 125H52L51 126V124H45V125H48L47 127H49V128H51V129H54L58 134L60 133L61 135H64V133H66L67 132V125L66 124H64V123H67V121H65L64 122V120L65 119H63L62 121H61V119L64 117V114H62L63 116H62V118H60L61 117V113L60 112H62V108H63V106L65 105V102L66 101H68L69 102V98L71 99L72 97H70V95L72 96V93L69 91V89L70 88H72V85L73 84H77V83H81V85H83V83L81 82V79H82V77H83V75H84V73H88L91 69H93V68H91L92 67V65L95 63V62H97V61H103V62H105V61H107V62H109L108 64H110L109 66H107V67H109L112 71H114V70H119V69H121V68H123L124 66H126V64H133V65H139V66H144V67H146L147 68V65L146 64H148L147 62L149 61V63H151L150 65V68H149V78L151 79L152 77H155L156 76V78H157V75H159L161 72L163 73V67H164V62H159L158 61V52H157V50H156V46H155V48L147 41V39L145 40V39H143L142 41L139 39V40H137V41H140V42H138V43H136L135 45H132V47H130V45H127L126 44V41H124V43L123 44H121L120 46L121 47H118V42H119V40H120V37L124 34V33H126V35H123L122 36V38L123 37H125V36H127V32H128V26L130 25H128V23L127 24H125V23H123L124 25H120L121 27H111V28H109V26H107L108 24H107V22L105 21L106 20V17L104 16V14L102 15V17H100V18H97L96 17ZM96 19H93V20H96ZM235 19V18H234ZM244 19V18H243ZM250 19V18H249ZM252 19H254V18H252ZM252 19H250V20H252ZM18 20V21H17ZM59 20V19H58ZM109 21H111L110 19H108ZM207 20V19H206ZM205 20V21H206ZM211 20H213V19H211ZM215 20V19H214ZM213 20V21H214ZM249 20V21H250ZM159 21V22H158ZM204 21V22H205ZM55 22V21H54ZM213 25H214V23L212 22V21H210ZM209 22V24H211ZM238 22V23H237ZM32 23H33V25H32ZM34 23H36V25L34 24ZM46 23V22H45ZM56 23H58V22H56ZM77 25H76V24ZM81 23V22H80ZM93 23V22H92ZM179 23V25L182 27V28H184V30L186 29L187 31H189V32H191L192 30L194 31V30H196V31H194V32H196V40H198L199 41V39H197L198 37H200V39L202 40V42H203V44L205 45V46H207L208 47V50H205V49H203L206 53H203V52H201V51H199L200 50V48L198 49V47H201L200 45H197V47L196 46H194V47H196V49H198V50H196L193 54H190L189 55V57L191 56V58L189 59V61H186L187 59H184L185 61H183V63H180V61H179V54L180 53H182V52H184V45L185 44H183L182 43V41H181V39H180V42L181 43H179L177 40L178 39H175V38H173V37H175V35L176 34H174V36L172 37L171 36V34H170V32H171V29H169V31H168V28L169 27H172V25H174V24H178ZM207 23V22H206ZM216 22H215V24H217ZM4 24H6L5 26H4ZM47 24V23H46ZM60 24L58 23V24H54L53 26L54 27H52L53 28V30H55V29H57L58 30V28H59V26H60ZM208 24V25H209ZM45 25V24H44ZM74 25H75V27H74ZM81 25V24H80ZM154 25V24H153ZM155 25V26H156ZM206 25V24H205ZM8 26V25H7ZM48 26V25H47ZM79 26V25H78ZM132 26V25H131ZM131 26H129V27H131ZM207 26V25H206ZM220 26V25H219ZM1 27H2V25H1ZM1 27H0V29H1ZM10 27V26H9ZM41 27V26H40ZM45 27V26H44ZM83 27V26H82ZM175 27V26H174ZM180 27V28H181ZM213 27V26H212ZM65 28H66V26H65ZM81 27H79L78 29H76V30H78L79 31V29H80ZM133 28V27H132ZM157 28V27H156ZM181 28V29H182ZM203 28V29H202ZM14 29V28H13ZM12 29V30H13ZM41 29V28H40ZM49 29H50V27H49ZM91 29V28H90ZM207 29V28H206ZM209 29V28H208ZM46 30V29H45ZM85 30V29H84ZM130 30V29H129ZM152 30H153V28H152ZM154 30V31H155ZM176 30V29H175ZM185 30V34H187V31ZM211 29H209V31H210ZM239 30V29H238ZM249 30V29H248ZM2 31V30H1ZM0 31V32H1ZM14 31V30H13ZM12 31V32H13ZM41 31V30H40ZM52 31V30H51ZM56 31V30H55ZM61 31V30H60ZM72 31H70V32H72ZM132 31V29L130 30V32ZM50 32V31H49ZM59 32V31H58ZM64 32V31H63ZM70 32H67L66 34H65V36L64 37H62V38H60V39H58V41H55L56 43L55 44H57V42H58V45H59V49L56 47V46H54L55 44H53V41L55 40H53L51 37V39H52V43L50 42V41H45L46 39L48 40L49 39V37H47L45 40H44V42L46 43V42H49V43H46L47 45H48V47L49 48H46V50L47 49H49V50H47L46 52L48 53H45V58H49V59H47V60H50L51 58H53L54 56H56V53H58L59 51H60V47L62 48V45L63 44H65L66 42H67V40H68V38H69V36L70 37H72L71 35H69V34H72V33H70ZM86 32V31H85ZM90 32V31H89ZM212 32V31H211ZM247 32V31H246ZM7 33H9V32H7ZM37 33V32H36ZM83 33V32H82ZM133 33V32H132ZM172 33V32H171ZM182 33V32H181ZM237 33V32H236ZM248 33V32H247ZM4 34V33H3ZM11 34V33H10ZM14 34V33H13ZM62 34V33H61ZM60 34V35H61ZM130 34V33H129ZM190 34V36L192 37L193 35H191L192 33H189ZM207 34H208V32H207ZM212 34V33H211ZM2 34H0V36H1ZM12 35V34H11ZM48 35V34H47ZM81 35H83V34H81ZM80 35V36H81ZM134 35V34H133ZM155 35H156V37H157V34L155 33ZM208 35H210V34H208ZM207 35V36H208ZM250 35V34H249ZM14 36H16V35H14ZM14 36H10V38H13L12 40H16L15 38H14ZM58 36V35H57ZM56 36V37H57ZM79 36V35H78ZM77 36V37H78ZM79 36V37H80ZM210 36H212V35H210ZM6 37L8 38L9 36L8 35H6ZM5 37V34L4 35H2L1 37H0V55H1V57H4V58H2V60H1V58H0V107L2 108V109H8V107L12 104L11 103V98L9 97V96H12V95H6V94H4V93H7L8 91L10 92V91H12L13 89L12 88H14L15 90H17V91H19V93H21V91H25V89L31 84H29V82L31 81V78H33L34 77V74H36V73H40V71H38L39 69H42V68H45V65L47 64V62H49V61H47V62H44V60H43V62L41 61V62H39L40 60H39V58H34V60H36V59H38L39 61L37 62V60L36 61H34L32 58H31V56H30V58L33 60V62H35V64L34 63H32L33 65L32 66H27V65H29L30 64V61L31 60H29V61H27V62H29V64H26V66L25 67H23V63H22V65H20V63L19 62H17V61H15V63L13 64V62H12V58H11V56L13 57H15V54L16 53H14V49H12V52H10V51H7V52H4L3 53V51H1L2 50V48H4L3 47V43L5 42V44L7 43L6 41H9V42H11L12 40L11 39H9V40H7V38ZM18 37V36H17ZM20 37V36H19ZM78 37V38H79ZM130 37V36H129ZM184 38L185 37H187V36H183ZM31 38V37H30ZM33 38V37H32ZM58 38V37H57ZM73 38V37H72ZM81 38V37H80ZM126 38V37H125ZM176 38H178L177 36H176ZM187 38H190V37H187ZM194 38H192V39H194ZM128 39V38H127ZM57 40V39H56ZM72 40V39H71ZM77 40V41H76ZM106 40H108V41H110V43H108L107 44V42H106V44L108 45H106V47L105 46H103V42L104 41H106ZM135 40V39H134ZM184 40H186V39H184ZM243 40V39H242ZM21 41H22V39H20V45L22 46V44H21ZM27 41V39L26 40H23L22 42L23 43H25V42ZM28 41H29V43H31L32 41L31 40H29L28 39ZM40 41V40H39ZM75 41L77 42L76 44H78V42H81L80 41V39L78 40V39H75ZM123 41V40H122ZM155 41V40H154ZM157 41H158V39H157ZM198 41H196V42H198ZM18 42V41H17ZM17 42H13V44H14V47H15V43H17ZM38 42V41H37ZM71 42H73V40L71 41ZM70 41L67 43L68 45H69V43H71ZM185 42V41H184ZM189 42V41H188ZM201 42V43H202ZM240 42V41H239ZM12 43V42H11ZM11 43H9V44H11ZM122 43V42H121ZM128 43V42H127ZM134 43H135V41H134ZM199 44H201L200 42H198ZM232 43V42H231ZM9 44L7 43V46H9ZM12 44V45H13ZM17 44H19V43H17ZM27 44H28V42H27ZM73 44V43H72ZM71 44V45H72ZM196 44V43H195ZM11 45V47H13ZM24 45H26V44H23V47H24ZM29 45V44H28ZM31 45V44H30ZM30 45L28 46V47H30ZM33 45H34V42H33ZM32 45V46H33ZM67 45V46H68ZM75 45V44H74ZM79 45L77 46V47H79ZM154 45V44H153ZM158 45V44H157ZM192 45H193V43H192ZM4 46H6V45H4ZM6 46V47H7ZM31 46V47H32ZM36 46V45H35ZM38 46V45H37ZM46 46V45H45ZM66 45H65V48L67 47ZM6 47H5V49H3L4 51L6 50ZM10 46L9 47H7V49L8 48H11ZM18 47V46H17ZM16 47V48H17ZM20 47V46H19ZM26 47V46H25ZM24 47V48H25ZM28 47H27V50H26V48H25V50L26 51H30L29 49H28ZM30 47V48H31ZM38 47H40V46H38ZM47 47V46H46ZM69 47V46H68ZM76 47V48H77ZM168 47V48H169ZM187 47V46H186ZM190 47V46H189ZM188 47V48H189ZM204 47V46H203ZM238 47V46H237ZM22 48V47H21ZM64 48V47H63ZM64 48V50H66ZM70 48V47H69ZM68 48V49H69ZM19 49V48H18ZM18 49H17V51L16 52H18V54L20 53V51H18ZM32 49H33V47H32ZM31 49V51H33ZM57 49H58V52H57ZM165 49H167V48H165ZM164 49V50H165ZM11 50V49H10ZM22 50H24V49H22ZM21 50V51H22ZM63 50V49H62ZM71 50V49H70ZM69 50V51H70ZM202 50V51H203ZM72 51V50H71ZM163 51V50H162ZM39 52V51H38ZM64 52V51H63ZM62 52V53H63ZM168 52V51H167ZM201 52V53H200ZM230 52V53H229ZM22 53V52H21ZM20 53V54H21ZM28 53V55L30 54L29 52H27ZM34 53V52H33ZM40 53V52H39ZM60 53H61V51H60ZM66 53H68V52H66ZM160 53H161V51H160ZM35 55H36V53H34ZM47 54V55H46ZM161 54H163V52L161 53ZM169 54V53H168ZM22 55V54H21ZM21 55L19 56V57H21ZM33 55V54H32ZM58 55H62V54H58ZM65 55V54H64ZM170 55V54H169ZM188 55V54H187ZM27 56V55H26ZM25 56V57H26ZM43 56V57H44ZM47 56V57H46ZM182 56V55H181ZM13 57V58H14ZM18 56H16L15 58H17ZM24 57V56H23ZM24 57V58H25ZM32 57H34V56H32ZM58 57V56H57ZM62 57V56H61ZM161 57H162V55H161ZM183 57V56H182ZM187 57V56H186ZM186 57H184V58H186ZM6 58H11L12 60L10 61V59L8 60V61H5V59ZM60 57H58V59H59ZM63 58H65V57H63ZM164 58V57H163ZM165 58V59H166ZM20 59V58H19ZM57 59V58H56ZM257 59V60H256ZM16 60H18V59H16ZM22 60V59H21ZM53 59H51L50 61H52ZM180 60L182 61V59L180 58ZM263 60V59H262ZM60 61H61V59H60ZM26 62V61H25ZM26 62V63H27ZM56 62H58V60L56 61ZM55 62V63H56ZM16 63H18L20 66H22L21 68V72L20 73H17V74H14V76H12V75H10V78H7L4 74L5 73H7V71H12V70H14V68H15V65H16ZM51 63V62H50ZM259 63V62H258ZM18 64H17V67H18ZM58 64V63H57ZM97 64V63H96ZM104 64V63H103ZM106 64V63H105ZM253 64V65H252ZM264 64V63H263ZM49 66L50 65H52L50 68L52 69V67H53V65H54V62H53V64H48ZM98 65H99V62H98ZM166 65V64H165ZM250 65H252V67L250 66ZM47 66V65H46ZM95 66V65H94ZM97 66V65H96ZM100 66V65H99ZM102 66V65H101ZM111 66V67H110ZM180 66V67H181ZM182 66V67H183ZM261 66V65H260ZM56 67V66H55ZM106 66L104 65V67H103V69H105L106 70V68H105ZM257 67V66H256ZM255 67V68H256ZM33 68V69H32ZM98 68V67H97ZM169 68V67H168ZM255 68H253V69H255ZM259 68V67H258ZM24 69V70H23ZM47 69H49L48 67H47ZM51 69H49V70H51ZM102 69V68H101ZM102 69V70H103ZM110 69H108L109 71H110ZM132 69V68H131ZM134 69V68H133ZM167 69V68H166ZM189 69L191 70V67H189ZM253 69H252V71H253ZM15 70H18V69H16L15 68ZM53 70H54V67H53ZM52 70V71H53ZM94 70H96V69H94ZM171 70V69H170ZM249 70V69H248ZM6 71V72H5ZM44 71H45V69H44ZM44 71H43V73H44ZM55 71V70H54ZM93 71V70H92ZM137 71V70H136ZM185 71L187 72V69H185ZM184 71V73L185 74H183L182 73V75H189L188 74V72H187V74H186V72ZM258 71V70H257ZM262 71V70H261ZM5 72V73H4ZM100 72L101 71H98L97 73H99L100 74ZM106 72H108V71H105V73ZM148 72V71H147ZM165 72V71H164ZM169 72V71H168ZM182 72V71H181ZM194 73V71H192L191 70V73ZM259 72V71H258ZM15 73V72H14ZM41 73H42V71H41ZM47 72H45V74H46ZM54 73V74H55ZM93 73H94V71H93ZM96 73V71H95V74H97ZM109 73V72H108ZM130 73V72H129ZM140 73V72H139ZM245 73H247V72H245ZM9 74V73H8ZM38 74H36V75H38ZM90 74V73H89ZM94 74V75H95ZM168 74H170V73H168ZM255 74H258V73H256V71H255ZM7 75V74H6ZM46 75H49V73L48 74H46ZM179 75V74H178ZM259 75V74H258ZM261 75H263V74H261ZM7 76H9V75H7ZM42 76H44V75H42ZM51 76V75H50ZM87 76H88V74H87ZM86 76V77H87ZM93 76V75H92ZM91 76V74L89 75V77H92ZM176 76V75H175ZM181 76V75H180ZM189 76H191V75H189ZM197 76V75H196ZM225 76V77H224ZM245 76V75H244ZM4 77H6V78H4ZM41 77V76H40ZM45 77V76H44ZM43 77V78H44ZM85 77V78H86ZM95 77V76H94ZM109 77H110V75H109ZM147 77V78H148ZM182 77V76H181ZM184 77V76H183ZM188 77V76H187ZM220 77H223V81L225 80L226 81V79H224V78H227L228 79V82L227 83H221L220 81H222L221 79H220ZM35 78V77H34ZM42 78V77H41ZM96 78H97V76H96ZM95 78V79H96ZM100 78H101V76H100ZM147 78H145V80L147 79ZM160 78V77H159ZM172 78H173V76H172ZM99 79V78H98ZM98 79H96V80H98ZM102 79H103V76H102ZM106 79V78H105ZM123 79V78H122ZM163 79V78H162ZM166 77H165V83L162 85L163 87L165 86V87H170V85L168 86L167 84H170V83H168L167 81H166ZM174 80H175V78H173ZM181 79V78H180ZM183 79V78H182ZM36 80V79H35ZM48 80V79H47ZM63 80H65V83H66V81L68 82L67 84H69V82L72 84L71 86H68V87H70L69 89L67 88V86H64V85H62V81ZM90 80V79H89ZM95 80V81H96ZM106 80H108V79H106ZM170 80V79H169ZM168 80V81H169ZM187 80V79H186ZM200 80H198V82L200 81ZM252 80V79H251ZM255 79H253V81H254ZM37 81V80H36ZM45 81V80H44ZM94 81V82H95ZM128 81H132V79L131 80H128ZM184 81V80H183ZM38 82V81H37ZM64 82V81H63ZM87 82V81H86ZM92 82H93V79H92ZM98 82V81H97ZM100 82H101V80H100ZM133 82V81H132ZM155 82H157V80H155ZM180 82H182V80L181 81H179V83ZM189 82V81H188ZM191 82V81H190ZM196 82H197V80H196ZM196 82H194L193 83V86L192 87H194L195 85H198V82H197V84H196ZM203 82H201L202 84H203ZM207 82V83H206ZM85 83V82H84ZM90 83V82H89ZM88 83V84H89ZM103 83H104V81L102 80V86H100L101 88L103 87ZM113 83V82H112ZM255 83V82H254ZM98 84V83H97ZM116 84V83H115ZM114 84V85H115ZM137 84V83H136ZM159 84H162L161 82L159 83ZM223 84H225V87H223ZM251 84H252V86H251ZM37 85H38V83H37ZM58 85H62V86H59V87H57ZM70 85V84H69ZM87 85V84H86ZM94 85H95V83H94ZM101 85V84H100ZM157 85V84H156ZM171 85H172V83H171ZM185 85H186V81H185ZM187 85H189V84H187ZM199 85H200V83H199ZM247 85V86H246ZM2 86H5L6 87V89L8 88H10L8 91H6L5 92V90H4V88L2 87ZM42 86V87H43ZM74 86V85H73ZM75 86H77V85H75ZM78 86H80L79 84H78ZM111 86V85H110ZM202 86V85H201ZM200 86V87H201ZM204 86V85H203ZM210 86V85H209ZM29 87H31V86H29ZM28 87V88H29ZM34 87V86H33ZM38 87V86H37ZM54 87H57L56 88V90H57V92H58V96L57 97H54V95L53 94H51V91H52V89H54ZM94 87H96V86H94ZM99 87V88H100ZM114 87V86H113ZM143 87V86H142ZM159 87V86H158ZM162 87V88H163ZM172 87V86H171ZM171 87L169 88V89H171ZM188 87V86H187ZM189 87H191V86H189ZM208 87V86H207ZM35 88V87H34ZM81 88H82V91L80 92V93H78L79 95L81 94V93H83L84 95H85V98L87 99V100H92V101H94V99H95V95H94V93H96L97 91H98V89H97V91H95L94 92V89H90L89 87H87V86H81ZM80 88V89H81ZM98 88V87H97ZM105 88V87H104ZM110 88V87H109ZM238 88V87H237ZM252 88H254L256 91L258 90V89H256V87L254 86V87H252ZM258 88V87H257ZM264 88V87H263ZM35 89H37V88H35ZM40 89V88H39ZM73 89V88H72ZM79 89V88H78ZM108 89V88H107ZM185 89V88H184ZM203 89V88H202ZM214 89H212V87H211V92H213L212 90H214ZM27 90V89H26ZM71 90V89H70ZM73 90H75V89H73ZM160 90H161V88H160ZM168 90V89H167ZM167 90H166V88H165V93H168L167 92ZM188 90V89H187ZM186 90V91H187ZM190 90H192V89H190ZM204 90V89H203ZM202 90V91H203ZM219 90V91H218ZM229 90V91H230ZM240 90V88L238 89V91ZM254 90V91H255ZM14 91V90H13ZM108 91H109V89H108ZM122 91V90H121ZM140 91H141V89H140ZM170 91V90H169ZM173 91V90H172ZM189 91V90H188ZM205 91H206V86H205ZM232 91H231V94L230 95H233V94H235L236 92H238V91H236L235 93H232ZM241 91H245L244 89L243 90H241ZM252 91V90H251ZM34 92V90L31 92V93H33ZM38 92V91H37ZM40 92H42V90L40 91ZM54 92V91H53ZM78 91H76V93H77ZM193 92V91H192ZM201 92V91H200ZM204 92V91H203ZM208 92V91H207ZM211 92H209V93H211ZM227 92V91H226ZM263 92V91H262ZM28 93V92H27ZM26 93V94H27ZM31 93H29V94H31ZM75 93V92H74ZM119 93V92H118ZM159 93V92H158ZM160 93H162V91L160 92ZM164 93V94H165ZM173 93H174V91H173ZM218 93H217V96H218ZM249 94H250V90H249V92H248ZM247 93V94H248ZM257 93V92H256ZM259 94H260V92H258ZM4 94V95H3ZM9 94V93H8ZM11 94V93H10ZM132 94H134V93H132ZM168 94H170V93H168ZM168 94H167V96H166V94L165 95H163V96H166L165 97V99H166V103H167V101H168V103L170 102L169 101V99H168ZM197 94H198V91H197ZM202 94V93H201ZM201 94H200V97H201ZM224 93H222V95H223ZM226 95L225 97H224V99L225 98H227V96H229V97H231L230 95ZM14 95V94H13ZM34 95V94H33ZM57 95V94H56ZM74 95V94H73ZM97 95V94H96ZM99 95H100V93H99ZM158 95V94H157ZM187 95V94H186ZM211 96H213V94H210ZM243 95H245V94H243ZM257 95V94H256ZM15 96V95H14ZM159 96V95H158ZM170 97L172 96L173 97V95H169ZM176 96V95H175ZM174 96V97H175ZM209 96V95H208ZM210 96V97H211ZM221 96V95H220ZM235 96H238L239 97V95H235ZM241 96V95H240ZM248 96V95H247ZM249 96H251V95H249ZM261 96H264V95H261ZM27 97V96H26ZM76 97H77V95H76ZM79 97H83V96H79ZM111 97V96H110ZM169 97V98H170ZM172 97H171V99H172ZM181 97V96H180ZM210 97H209V99H207V97L206 98H204V99H207V100H209V102H210ZM214 97V96H213ZM233 97L234 96H232V99H233ZM238 97H235L234 99H233V103H234V100L236 99L237 100V98ZM243 97V96H242ZM113 98V97H112ZM156 98V97H155ZM183 98V97H182ZM192 98V97H191ZM212 98V97H211ZM215 98V97H214ZM221 98H222V96H221ZM244 98H247V97H244ZM262 98V97H261ZM23 99V98H22ZM81 99V98H80ZM84 99V98H83ZM82 99V101H85V100H83ZM107 99H109V97L107 98ZM116 99V98H115ZM158 99V98H157ZM168 99V100H167ZM180 99V98H179ZM178 99V100H179ZM195 99H197V98H195ZM215 99H217V98H215ZM229 99V98H228ZM240 99V98H239ZM238 99V101H240ZM243 99V98H242ZM252 98H250L249 100H251ZM259 100V95L256 97V101H258ZM16 100H18V99H16L15 98V101ZM27 100V99H26ZM26 100H23V101H26ZM29 100V99H28ZM32 100V99H31ZM103 100V99H102ZM101 100V101H102ZM185 100L187 101V99L185 98ZM191 100V99H190ZM199 100V99H198ZM206 100V101H207ZM212 100V99H211ZM219 100V99H218ZM245 100H248V99H245ZM248 100V101H249ZM22 101V102H23ZM72 101V100H71ZM81 101V102H82ZM101 101H99V102H101ZM108 101V100H107ZM106 101V102H107ZM137 101H138V99H137ZM162 101V100H161ZM163 101H165L164 99H163ZM192 101H194V100H192ZM223 101V100H222ZM221 101V102H222ZM230 102H231V99L229 100ZM247 101V102H248ZM261 101V100H260ZM27 102V101H26ZM29 102L31 103V101L29 100ZM33 102H35L34 100H33ZM32 102V103H33ZM86 102V101H85ZM103 102V101H102ZM178 102V101H177ZM190 102V101H189ZM195 102V101H194ZM208 102V103H209ZM217 102V101H216ZM215 102V103H216ZM219 102V101H218ZM242 102V104H243V106H245L244 105V103H243V100L241 101ZM250 102H252V101H250ZM262 102H263V100H262ZM262 102H260V104L262 103ZM29 103V104H30ZM32 103H31V105H32ZM111 103V102H110ZM116 103H118V102H116ZM115 103V104H116ZM129 103V102H128ZM138 103V102H137ZM162 103H164L163 104V106H166V107H169L170 105L169 104H171V102L168 104V106H167V104H165V102H162ZM161 103V104H162ZM185 103V102H184ZM202 104V101H199V104ZM207 103V104H208ZM238 103H240V102H238ZM238 103H236V104H238ZM68 104V108H69V103H67ZM97 104H99L98 102H97ZM102 104V103H101ZM153 104V103H152ZM161 104L158 106V107H160L161 106ZM187 104H189V103H187ZM186 104V105H187ZM196 104V103H195ZM198 104V103H197ZM210 104H212L211 102L208 104V105H210ZM219 104V103H218ZM217 104V105H218ZM226 104V103H225ZM227 104H229V102L227 103ZM249 104V103H248ZM250 104H252L251 106H256V105H258L259 104V102H257L256 104H254V103H250ZM250 104H249V106H250ZM254 104V105H253ZM25 105V104H24ZM39 105V106H38ZM83 105H85V104H83ZM103 105V104H102ZM183 105H185V104H183ZM193 105V104H192ZM205 105V104H204ZM203 105V106H204ZM220 105V104H219ZM218 105V106H219ZM223 105V104H222ZM221 105V106H222ZM231 106H234V105H232V104H230ZM240 105V104H239ZM263 105V104H262ZM261 105V106H262ZM21 107H22V104L20 105ZM28 105H26V107H27ZM38 106V107H37ZM97 106V105H96ZM112 106V105H111ZM122 106V105H121ZM127 106H128V104H127ZM153 106V105H152ZM189 106H190V104H189ZM195 106V105H194ZM193 106V107H194ZM201 106V105H200ZM211 106V105H210ZM213 106H215L214 104H213ZM221 106H219V108L221 107ZM224 106V105H223ZM223 106H222V108H223ZM231 106H229V107H231ZM241 106V105H240ZM240 106H239V110H240ZM249 106H246V107H249ZM66 107V106H65ZM72 107H74V106H72ZM82 107V106H81ZM108 107V106H107ZM205 107V106H204ZM225 107V106H224ZM228 107V106H227ZM236 107V106H235ZM238 107V106H237ZM242 107V106H241ZM106 108V107H105ZM132 108V107H131ZM173 108V107H172ZM175 108H176V106H175ZM177 108H179V107H177ZM189 108H191V107H189ZM208 108H215V107H209L208 106ZM222 108H220V110L219 111H221V109ZM243 108V107H242ZM241 108V109H242ZM10 109V108H9ZM8 109V110H9ZM22 109V108H21ZM25 109V108H24ZM72 109V108H71ZM81 109V108H80ZM79 109V110H80ZM125 109V108H124ZM226 109V108H225ZM232 109V108H231ZM233 109H236V108H233ZM232 109V111L234 112L235 111V113H236V111L238 110H233ZM15 110V109H14ZM13 110V111H14ZM17 110H18V108H17ZM76 110V109H75ZM82 110V109H81ZM83 110H84V108H83ZM140 110V109H139ZM156 110H157V108H156ZM177 110V109H176ZM193 110V109H192ZM215 111L217 110V109H214ZM223 110V109H222ZM227 110H229L228 108H227ZM258 109L256 108V113L258 112L257 111ZM2 111V110H1ZM19 112H20V109L18 110ZM23 111V110H22ZM26 111V110H25ZM73 111V110H72ZM143 111V110H142ZM188 111H190V110H188ZM194 111H196L195 109H194ZM208 111V110H207ZM231 111V110H230ZM229 111V112H230ZM250 111V110H249ZM253 111H255V110H253ZM253 111H251V112H253ZM263 111V110H262ZM6 112V111H5ZM19 112H15V113H19ZM63 112H64V110H63ZM97 112V111H96ZM204 112V111H203ZM209 112H212V110L211 111H209ZM214 112V111H213ZM223 112V111H222ZM7 113V112H6ZM23 113V112H22ZM65 113V112H64ZM94 114H95V112H93ZM103 113V112H102ZM105 113V112H104ZM107 113V112H106ZM146 113H147V111H146ZM149 113V112H148ZM157 114H158V112H156ZM182 113H184V112H182ZM186 114H184V115H186L187 116V111L185 112ZM202 113V112H201ZM201 113H199V114H201ZM218 113V114H217ZM217 115H219V112L217 111ZM226 113V112H225ZM225 113H222V115H224ZM231 113V112H230ZM229 113V114H230ZM239 113V112H238ZM246 113V112H245ZM245 113L244 114H240L241 115V117L243 116L244 117V115H245ZM250 113V112H249ZM17 114H16V116L15 115H13L14 116V119H13V121L12 122H10L9 121V127H7L8 128V130L6 131V132H4V133H1V135H0V150L1 149H6L5 151H8V153H9V151L11 152L12 150L11 149H13L14 148V146H15V143H16V141H17V139H18V134H17V130H18V127H20V120H21V115L18 117L17 116ZM78 114H79V112H78ZM85 114H86V112H85ZM109 114V113H108ZM133 115L132 113H129V115ZM206 114V113H205ZM220 114H221V112H220ZM238 114V115H239ZM248 113H246V115H247ZM2 115L4 116V114L2 113ZM71 115H72V113H71ZM76 115V114H75ZM92 115V114H91ZM98 115H99V110H98ZM106 115V114H105ZM116 115V114H115ZM144 115V114H143ZM147 115V114H146ZM154 115V114H153ZM156 115V114H155ZM160 115V114H159ZM183 115V116H184ZM193 115V114H192ZM202 115V114H201ZM200 115V116H201ZM215 115V114H214ZM213 115V116H214ZM228 115V114H227ZM231 115V114H230ZM236 115H237V113H236ZM239 115V116H240ZM253 115H254V113H253ZM3 116H1L0 118L2 119V117ZM66 116V115H65ZM73 116H74V114H73ZM79 116V115H78ZM82 116V115H81ZM108 116V115H107ZM172 116V115H171ZM181 116H182V114H181ZM188 116H189V114H188ZM187 116V117H188ZM203 116V115H202ZM210 116V115H209ZM208 116V117H209ZM256 116V115H255ZM12 117V116H11ZM10 117V118H11ZM70 117V116H69ZM68 117V118H69ZM85 117V116H84ZM94 117V116H93ZM150 117H151V115H150ZM158 117V116H157ZM157 117H155V118H157ZM160 117V116H159ZM198 117V116H197ZM204 117H206V115L204 116ZM211 117V116H210ZM214 117H216V116H214ZM213 117V118H214ZM224 117H225V115H224ZM240 117V118H241ZM246 118L248 117V118H250L251 116L249 115V116H245ZM245 117L244 118H242V119H245ZM262 117V115L260 116V118ZM264 117V116H263ZM263 117H262V119H263ZM81 118V117H80ZM111 118H112V116H111ZM111 118H107L108 119V121L111 119ZM149 118V117H148ZM168 118V117H167ZM179 118V117H178ZM177 118V120H178V122L177 121H175L178 125H182V124H184V119H178ZM181 118H183V117H181ZM185 118V117H184ZM189 118V117H188ZM220 118H223V116L222 117H220ZM219 118V119H220ZM233 118H234V116H233ZM253 116H252V120H253ZM1 119H0V121H1ZM7 119V118H6ZM12 119V118H11ZM26 119L28 120V121H26ZM70 119V118H69ZM74 119V118H73ZM83 119V118H82ZM86 119V118H85ZM91 119H92V117H91ZM99 119V118H98ZM106 119V120H107ZM129 119H131V120H133V118L132 117H130L129 116ZM142 119H144V118H142ZM158 119V118H157ZM186 119V118H185ZM201 119V118H200ZM199 119V120H200ZM217 119V121H219V119L218 118H216ZM215 119V120H216ZM238 119H239V117H238ZM9 120V119H8ZM106 120H105V122H106ZM115 120H116V118H115ZM148 120V119H147ZM150 120V119H149ZM155 120V119H154ZM197 120V119H196ZM196 120H194V121H196ZM198 120V121H199ZM212 120V119H211ZM215 120H213V121H210V119H209V121L210 122H214ZM235 120H237V118L235 119ZM241 120V119H240ZM239 120V121H240ZM248 120V119H247ZM249 120H251V119H249ZM42 121V120H41ZM48 121V120H47ZM46 121V122H47ZM80 121V120H79ZM108 121L106 122L107 123V125H108ZM118 121V120H117ZM159 121V120H158ZM186 121V120H185ZM189 121V120H188ZM208 121V122H209ZM216 121V122H217ZM227 121H230V118L229 119H226V122L225 123H227ZM234 121V120H233ZM242 121V120H241ZM244 121V120H243ZM242 121V122H243ZM258 121V120H257ZM256 121V122H257ZM43 122V121H42ZM45 122V123H46ZM51 122H54V121H50V123ZM76 121H72L70 124H73V123H75ZM104 122V123H105ZM115 122V121H114ZM171 122H172V120H171ZM187 122V121H186ZM200 122V121H199ZM222 122V121H221ZM231 122V121H230ZM249 122V121H248ZM247 122V123H248ZM35 123V122H34ZM41 123V122H40ZM79 123V122H78ZM82 123V122H81ZM152 123V122H151ZM198 123V122H197ZM203 123V122H202ZM201 123V124H202ZM207 123V122H206ZM219 123V122H218ZM240 123V122H239ZM252 123V122H251ZM258 123H263L264 124V122L263 121H261V119H260V122H258ZM5 124V123H4ZM24 124V123H23ZM69 124V123H68ZM69 124V125H70ZM188 124V123H187ZM186 124V125H187ZM249 124V123H248ZM253 124V123H252ZM3 125V124H2ZM25 125V124H24ZM44 125V124H43ZM104 125V124H103ZM117 125V124H116ZM133 125V124H132ZM131 124H130V126H128V128H130L131 126H132ZM140 125V124H139ZM185 125V124H184ZM190 125V124H189ZM197 125V124H196ZM214 125V124H213ZM226 125V124H225ZM227 125H229V124H227ZM246 125V124H245ZM257 126H258V124H256ZM5 126V125H4ZM106 126V125H105ZM127 126V125H126ZM153 126V125H152ZM171 126H173V124L171 123ZM202 126H205V125H202ZM210 126V125H209ZM224 126V125H223ZM244 126V125H243ZM259 126L260 127H262L260 124H259ZM41 126H39V128H40ZM81 127V126H80ZM88 127V126H87ZM125 127V126H124ZM174 127V126H173ZM187 127V126H186ZM193 127V129H194V126H192ZM195 127H197V126H195ZM219 127V125L216 127V128H218ZM225 127H227V126H225ZM228 127H231V126H228ZM236 127V126H235ZM24 128V127H23ZM22 128V126H21V129L20 130H22L23 129ZM26 128V127H25ZM46 128V127H45ZM69 128V127H68ZM100 128H101V126H100ZM142 128V127H141ZM156 128V127H155ZM170 128V127H169ZM182 128V127H181ZM185 128V127H184ZM198 129H199V126L197 127ZM210 129H212V131H213V128H211V127H209ZM215 128V129H216ZM220 128V130H219V132H222V130H223V127H219ZM245 128V127H244ZM250 128V125H249V127H248V129ZM253 128H254V131L256 130V129H258V128H255V126H253ZM3 129V128H2ZM44 129V128H43ZM77 129V128H76ZM75 129V130H76ZM87 129V128H86ZM99 129V128H98ZM168 129V128H167ZM167 129H166V131H167ZM173 129V128H172ZM177 129V128H176ZM197 129V131H200L201 132V129H199L198 130ZM203 129H204V127H203ZM206 129V128H205ZM204 129V130H205ZM228 130H229V128H227ZM233 128H231V130H232ZM238 129V128H237ZM260 129V128H259ZM262 129V128H261ZM264 129V128H263ZM34 130H36L35 128H34ZM88 130V129H87ZM130 130V129H129ZM156 130V129H155ZM170 130V129H169ZM178 130V129H177ZM180 130V129H179ZM191 130V129H190ZM204 130H202V132H204ZM227 130V131H228ZM235 130V129H234ZM39 131V130H38ZM79 132H80V128H79V130H78ZM77 130H76V132H78ZM175 131V130H174ZM196 131V132H197ZM206 131V130H205ZM227 131H226V133H227ZM230 131V130H229ZM243 131H245V130H243ZM242 131V132H243ZM247 131V130H246ZM246 131H245V133H246ZM253 131V130H252ZM34 132V131H33ZM86 132V131H85ZM169 132H171V131H169ZM176 132H180V131H176ZM209 132V131H208ZM231 132V131H230ZM249 132V131H248ZM260 132H262V133H264V131H260ZM81 133H83V132H81ZM188 133V132H187ZM194 133V132H193ZM198 133V132H197ZM211 133V132H210ZM239 133V132H238ZM244 133V132H243ZM252 133H254V134H256L255 132H252ZM33 134V133H32ZM74 134H77V133H74ZM191 134H192V132H191ZM206 134V133H205ZM217 134H219V133H217ZM236 134V133H235ZM258 134V133H257ZM256 134V135H257ZM24 135V133H22V136ZM43 135V134H42ZM174 135H176V134H174ZM181 135V134H180ZM186 135V134H185ZM189 135V133L187 134V136ZM200 135V134H199ZM216 135V134H215ZM224 135H225V133L223 134V137H224ZM231 135H232V133H231ZM253 135V134H252ZM32 136V135H31ZM50 136H51V134H50ZM151 136V135H150ZM190 136H192V135H190ZM200 136H202V135H200ZM205 136H207V135H205ZM235 136V135H234ZM232 137V139H234L235 137ZM237 136V135H236ZM249 136H251L250 134H249ZM259 136H260V133H259ZM42 137V136H41ZM44 137V136H43ZM181 137H183V136H181ZM203 137V136H202ZM201 137V138H202ZM217 137H218V135H217ZM220 137H221V135H220ZM226 137V136H225ZM225 137L223 138V140H225ZM228 137H229V135H228ZM227 137V138H228ZM231 137H229L228 138V141H229V139L231 138ZM245 137L246 136H244V139L243 140H245ZM248 137V136H247ZM246 137V138H247ZM255 137H257V136H255ZM255 137H250V140H251V138H255ZM264 136H260L259 138H263ZM23 138V137H22ZM32 138H33V136H32ZM47 138V137H46ZM197 138V137H196ZM195 138V139H196ZM200 138V139H201ZM214 138V137H213ZM226 138V139H227ZM249 138V137H248ZM34 139V138H33ZM155 139V138H154ZM183 139H184V137H183ZM208 139V138H207ZM52 140L53 139H51L50 140V142H52ZM73 140V139H72ZM115 141H116V139H114ZM113 140V141H114ZM146 140V139H145ZM167 140V139H166ZM165 140V141H166ZM169 140V139H168ZM190 140V139H189ZM188 140V141H189ZM192 140H193V138H192ZM204 140H205V137H204ZM217 140V139H216ZM220 140V139H219ZM222 140V139H221ZM235 140H236V138H235ZM237 140H238V138H237ZM247 140V139H246ZM245 140V141H246ZM255 140H257V139H255ZM254 140V141H255ZM263 140V139H262ZM36 141H38L37 139H36ZM92 141H94V140H92ZM149 141H150V139H149ZM156 141V140H155ZM164 141V143L166 144V142H168V141H166L165 142ZM172 141V140H171ZM178 141H180V140H178ZM186 141V140H185ZM225 141H227V140H225ZM227 141V142H228ZM239 142L241 141V140H238ZM247 141H249V140H247ZM252 142H253V139L251 140ZM257 141H259V139L257 140ZM27 142V141H26ZM33 142V141H32ZM60 142V141H59ZM75 142V141H74ZM89 142V141H88ZM87 142V145H89V143ZM152 142V141H151ZM177 142V141H176ZM193 142V141H192ZM226 142V143H227ZM233 142H235V141H233ZM263 142V141H262ZM260 143V141H259V143L260 144H263L264 145V143ZM92 143V142H91ZM142 143V142H141ZM150 143V142H149ZM169 144L171 143V142H168ZM190 143V142H189ZM194 143V142H193ZM198 143V142H197ZM221 143V142H220ZM225 142H224V145L226 144ZM229 143V142H228ZM242 143H243V141H242ZM254 143V142H253ZM33 144H35L34 142H33ZM32 144V145H33ZM65 144V143H64ZM145 144V143H144ZM146 144H148V143H146ZM195 144V143H194ZM246 144H247V142H246ZM252 144V143H251ZM255 144H257V143H255ZM19 146H20V144H18ZM60 145V144H59ZM92 146H93V144H91ZM151 145H153V144H151ZM164 145V144H163ZM189 145V144H188ZM187 145V143H186V146H188ZM248 145H249V143H248ZM262 145V146H263ZM26 146V145H25ZM29 146V145H28ZM90 146V145H89ZM88 146V147H89ZM94 146H96V144L94 145ZM93 146V147H94ZM170 146L171 145H169V148H170ZM202 146H203V144H202ZM234 146V145H233ZM238 146V145H237ZM250 146V145H249ZM249 146H247V147H249ZM254 146V145H253ZM258 146V145H257ZM260 146L261 145H259V148H260ZM57 147H58V145H57ZM64 147V146H63ZM146 148H148L149 147V145H147V146H145ZM226 147V146H225ZM241 147V146H240ZM239 147V148H240ZM26 148H27V146H26ZM25 148V149H26ZM95 148V147H94ZM168 148V149H169ZM192 148V147H191ZM196 148V147H195ZM205 148H207V147H205ZM210 148H212V147H210ZM217 148V147H216ZM236 148V147H235ZM89 149V148H88ZM92 149V148H91ZM197 149V148H196ZM243 149V148H242ZM255 149V148H254ZM263 148H261V150H262ZM27 150V149H26ZM71 150V149H70ZM82 150V149H81ZM183 150V149H182ZM225 150V149H224ZM224 150H222V152L224 151ZM241 150V149H240ZM247 150V149H246ZM17 151H19V150H17ZM16 151V152H17ZM59 151V150H58ZM133 151H135V149L133 150ZM145 150L143 149V152H144ZM176 151V150H175ZM174 151V152H175ZM231 151V150H230ZM248 151V150H247ZM256 151H258V150H256ZM260 151V150H259ZM264 151V150H263ZM15 152V151H14ZM16 152L14 153L15 154V156H17L16 155ZM37 152H38V150H37ZM85 152V151H84ZM135 152H137V151H135ZM176 152H178V151H176ZM175 152V153H176ZM183 153H184V156H185V154H186V151H185V149H184V151H182ZM194 152V151H193ZM236 152V151H235ZM246 152V151H245ZM5 153V152H4ZM12 153V152H11ZM23 153V152H22ZM52 153H53V151H52ZM59 153H60V151H59ZM83 153V152H82ZM225 153H226V151H225ZM224 153V154H225ZM231 153V152H230ZM234 153V152H233ZM259 153V152H258ZM135 154V153H134ZM137 154V153H136ZM143 154V153H142ZM145 154V153H144ZM177 154V153H176ZM219 154H220V151H219ZM227 154L228 153H226V156H224L223 155V153L222 154H220V155H222L223 157H225L226 158V160L228 159L227 158ZM237 154V153H236ZM241 154V153H240ZM246 154H248L247 152H246ZM3 155V154H2ZM35 155H37V153L35 154ZM51 155V154H50ZM61 155V154H60ZM78 155H80L78 158L80 159V160H82V162H80L81 164H86L88 161H89V159H88V157L86 156V154H78ZM175 155V154H174ZM182 155V154H181ZM205 155V154H204ZM210 155V154H209ZM230 155V154H229ZM243 155V154H242ZM258 155V154H257ZM9 156V155H8ZM14 156V155H13ZM14 156V157H15ZM129 156H131V155H129ZM139 156V155H138ZM167 156V155H166ZM173 156V155H172ZM184 156H182V157H184ZM188 156H189V154H188ZM190 156H192V155H190ZM231 156V155H230ZM237 156V155H236ZM241 156V155H240ZM243 156H245V155H243ZM52 157V156H51ZM106 157V156H105ZM108 157H110V156H108ZM108 157H106L107 159H109ZM112 157H113V155H112ZM124 157H125V155H124ZM134 156H132L131 158H133ZM136 157V156H135ZM140 157H142V155H141V153H140ZM179 157H181V156H179ZM209 157V156H208ZM207 157V158H208ZM214 157V156H213ZM215 157H217V156H215ZM239 157V156H238ZM246 157H247V155H246ZM17 158V157H16ZM36 158V157H35ZM37 158H38V156H37ZM103 158V157H102ZM125 158H130V157H125ZM124 158V159H125ZM171 158H173V157H171ZM175 158V157H174ZM173 158V159H174ZM202 158V157H201ZM218 159H220L219 157H217ZM231 158V157H230ZM241 158V157H240ZM253 158H254V156H253ZM14 159V158H13ZM23 159H25V158H23ZM65 159V158H64ZM135 159V158H134ZM133 159V160H134ZM144 159V158H143ZM148 159V158H147ZM176 159V158H175ZM178 159V158H177ZM194 159V158H193ZM247 160H248V162H249V158H246ZM246 159H245V161H246ZM258 159V158H257ZM261 159V158H260ZM33 160V159H32ZM35 160V159H34ZM36 160H38V159H36ZM56 160V159H55ZM115 160V159H114ZM126 160V159H125ZM132 160V161H133ZM142 160V159H141ZM145 160V159H144ZM179 161H180V159H178ZM214 159H212V161H213ZM220 160H224V159H220ZM226 160H224L225 162H226ZM228 160H230V159H228ZM240 160V159H239ZM238 160V161H239ZM251 160V159H250ZM20 161V160H19ZM31 161V160H30ZM29 161V162H30ZM49 161V160H48ZM47 161V162H48ZM53 161H54V159H53ZM78 161V160H77ZM77 161H75V162H77ZM124 161V160H123ZM178 161V162H179ZM189 161V160H188ZM191 161V160H190ZM193 161V160H192ZM218 161V160H217ZM224 161H222V165H221V167L224 165L223 164V162ZM232 161V160H231ZM230 161V162H231ZM21 162V161H20ZM35 162V161H34ZM33 162V163H34ZM39 162V161H38ZM101 162V161H100ZM108 162V161H107ZM149 162V161H148ZM175 162H176V160H175ZM210 163H212L211 161H209ZM247 162V161H246ZM252 162V161H251ZM12 163H15V161H13ZM19 163V162H18ZM23 163V162H22ZM46 163V162H45ZM49 163V162H48ZM58 163V162H57ZM67 163V162H66ZM139 163V162H138ZM179 163H181V161L179 162ZM186 163V162H185ZM253 163V162H252ZM257 163V162H256ZM0 164L2 165V164H5L4 166H8V159L7 160H4L2 157H0ZM43 164V163H42ZM55 164V163H54ZM113 164H115L114 162H113ZM191 164V163H190ZM193 164V163H192ZM204 164H205V162H204ZM208 164V163H207ZM219 164V163H218ZM230 164V163H229ZM23 165V164H22ZM34 165H36L35 163H34ZM131 165H133V164H131ZM170 165H171V163H170ZM182 165V164H181ZM202 165H203V163H202ZM212 165V164H211ZM215 165V164H214ZM226 166H227V163L225 164ZM26 166V165H25ZM32 166V165H31ZM52 166V165H51ZM51 166H48V167H50L51 168ZM62 166H63V164H62ZM73 167H74V164L72 165ZM136 166V165H135ZM134 166V167H135ZM173 166H174V164H173ZM172 166V167H173ZM236 166V165H235ZM241 166H242V164H241ZM240 166V167H241ZM244 166V165H243ZM9 167V166H8ZM13 167V166H12ZM29 167H30V165H29ZM114 167H115V165H114ZM123 167V166H122ZM171 167V168H172ZM191 167V166H190ZM206 167V166H205ZM221 167H219L218 166V168H221ZM224 167V166H223ZM232 167V166H231ZM239 167V166H238ZM246 167V166H245ZM251 167V166H250ZM249 167V168H250ZM253 167V166H252ZM251 167V168H252ZM36 168V167H35ZM54 168V167H53ZM92 168V167H91ZM214 168V167H213ZM216 168V167H215ZM215 168H214V171H215ZM227 168V167H226ZM233 168V167H232ZM237 168V167H236ZM235 168V169H236ZM187 169V168H186ZM222 169H224L225 170V168H222ZM221 169V170H222ZM253 169V168H252ZM15 170H16V167H15ZM18 170H19V168H18ZM20 170H23V168H21ZM29 170V169H28ZM115 170V169H114ZM119 170H121L120 168H119ZM167 170V169H166ZM175 170H176V168H175ZM220 170V169H219ZM232 170H234V169H232ZM238 170V169H237ZM242 170V169H241ZM241 170H240V172H241ZM243 170H246L245 168L243 169ZM79 171V170H78ZM90 171V170H89ZM125 171V170H124ZM165 171V170H164ZM227 171V170H226ZM225 171V172H226ZM253 171V170H252ZM15 172V171H14ZM30 173H31V170L29 171ZM166 172H169V171H166ZM172 172V171H171ZM181 172V171H180ZM204 172V171H203ZM206 172H207V170H206ZM211 172V171H210ZM219 172V171H218ZM240 172H237V174L239 173L240 174ZM254 172V171H253ZM18 173V172H17ZM17 173H13V174H11V175H5V174H0V181L2 182H4V184H2L3 186H1L2 187V191L0 190V203H1V200H4L5 202H6V204H5V207H4V209L2 208H0V216H2L4 213H5V215H13V216H17V215H19L20 216V214L22 213V212H24V211H22V212H19L20 214H18V205H20V204H17V202L20 200V199H18L17 198V196H15V184H17V183H15V181H14V177H16V178H19V176H21V175H24V177H25V179L24 180H27V182L26 183H29L28 181H30V179H31V176H28V174L26 173V170H25V174H27V175H25V174H23V172H20V174H17ZM29 173V174H30ZM48 173H50V171L48 172ZM128 173V172H127ZM220 173V172H219ZM223 173H224V171H223ZM251 173V172H250ZM53 174V173H52ZM67 174H68V172L67 171H64V173H63V175H65L66 177H67ZM117 174V173H116ZM171 174H173V172L171 173ZM175 174V173H174ZM173 174V175H174ZM177 174V173H176ZM207 174V173H206ZM238 174V176L240 177L241 175H239ZM245 174V173H244ZM260 174V173H259ZM30 175H32V174H30ZM56 175V174H55ZM61 175V174H60ZM120 175V174H119ZM249 175V174H248ZM62 176V175H61ZM136 176V175H135ZM177 176V175H176ZM175 176V177H176ZM180 175H178V177H179ZM202 176V175H201ZM209 176V175H208ZM225 176H227V173L225 174ZM230 176V175H229ZM246 176V175H245ZM171 177H174V176H172L171 175ZM238 177V178H239ZM243 177V176H242ZM241 177V178H242ZM254 177V176H253ZM22 178V177H21ZM76 178V177H75ZM180 179H181V176L179 177ZM184 178V177H183ZM213 178H214V176H213ZM227 178H228V176H227ZM237 178V179H238ZM37 179H39V178H37ZM206 179V178H205ZM209 179V178H208ZM243 179V178H242ZM15 180H17V179H15ZM24 180H22V182L24 181ZM48 180H51V178L50 179H48ZM72 180V179H71ZM176 180H178L179 181V179H177L176 178ZM201 180H202V178H201ZM201 180H198V181H201ZM207 180V179H206ZM210 180H211V178H210ZM221 180H223L224 181V179H221ZM233 180V179H232ZM31 181H33L32 179H31ZM30 181V184L32 183ZM35 181V180H34ZM60 181H61V178H60ZM79 185H84L85 183H86V177H80L79 178ZM214 181H216V180H214ZM218 181H220V179H219V177H218ZM222 181V182H223ZM244 181V180H243ZM25 182H24V184H25ZM38 182V181H37ZM48 182H50V181H48ZM135 182V181H134ZM187 182V181H186ZM217 182V181H216ZM221 182V181H220ZM218 183V184H222V182L221 183ZM233 182V181H232ZM236 182V181H235ZM43 183H45V181L43 182ZM126 183V185L127 184H129L130 182L128 181L127 182V180L124 182V184ZM208 184H209V182H207ZM226 183V182H225ZM224 183V184H225ZM23 184V185H24ZM29 184V185H30ZM37 184H39V183H37ZM42 184V183H41ZM50 184V183H49ZM48 184V185H49ZM171 184H173V183H171ZM213 184V183H212ZM217 184V185H218ZM227 184V183H226ZM225 184V185H226ZM234 184V183H233ZM238 184V183H237ZM247 184V183H246ZM261 184V183H260ZM33 185H34V183H33ZM43 185H45V184H43ZM51 185H52V189H51V197H52V199L51 200H49L48 198V200H49V202H52V205H54V207H55V205H56V203H57V201L61 198V196H62V194H61V190H63V189H68V188H70L71 186H72V184L71 183H69V181H66L65 183H59V180L56 178V177H54L52 180H51ZM126 185H123V186H126ZM131 185V184H130ZM224 185V186H225ZM229 184H227V186H225L226 188L227 187H230V186H228ZM21 186V185H20ZM19 186V187H20ZM25 186V185H24ZM41 186V185H40ZM46 186H47V184H46ZM132 186V185H131ZM164 186V185H163ZM209 186V185H208ZM220 187H222L221 185H219ZM247 186V185H246ZM18 187V188H19ZM33 187V186H32ZM31 187V188H32ZM68 187V188H67ZM129 187V186H128ZM134 187H135V185H134ZM147 187H148V185H147ZM170 187V186H169ZM211 187V186H210ZM218 187V186H217ZM241 187V186H240ZM26 188H27V186H26ZM36 188H38V187H36ZM49 188H51V187H49ZM72 188V187H71ZM126 188V187H125ZM133 188V187H132ZM248 188V187H247ZM254 188H256V187H254ZM28 189V188H27ZM39 189H40V187H39ZM75 189V188H74ZM128 189V188H127ZM129 189H130V187H129ZM135 189H138V188H135ZM216 188H214V190H215ZM221 189V188H220ZM244 188H241V189H239L240 191L241 190H243ZM23 190H24V188H23ZM23 190H22V192H23ZM29 190V189H28ZM28 190H27V193H28ZM41 190V189H40ZM39 190V191H40ZM121 190V189H120ZM133 190V189H132ZM149 190H150V188H149ZM165 190H166V188H165ZM218 190V189H217ZM221 190H223V188L221 189ZM224 190H227V189H224ZM231 190V189H230ZM247 190V189H246ZM249 190V189H248ZM256 189H254V190H251V191H255ZM258 190V189H257ZM260 190V189H259ZM263 190V189H262ZM261 190V191H262ZM17 191H19V189H17ZM26 191V190H25ZM48 191V190H47ZM135 191V190H134ZM137 191V190H136ZM210 191V190H209ZM239 191V192H240ZM260 191V192H261ZM264 191V190H263ZM21 192V193H22ZM34 192H36V190H34ZM149 192V191H148ZM213 192V191H212ZM224 192V191H223ZM231 193H232V191H230ZM235 192H237L236 190L234 191V193H232V194H235ZM243 192V191H242ZM240 193V196L239 197H241V194H245L246 195V192L244 191V193ZM256 192V191H255ZM26 193V192H25ZM26 193V194H27ZM39 193V192H38ZM69 193V192H68ZM67 193V194H68ZM146 193V192H145ZM150 193V192H149ZM194 193V191L192 192V194ZM207 193V192H206ZM250 193V192H249ZM248 193V194H249ZM257 193V192H256ZM262 193V192H261ZM17 194V193H16ZM122 194V193H121ZM151 194V193H150ZM155 194V193H154ZM153 194V195H154ZM224 194V193H223ZM248 194H247V196H248ZM252 194H253V192H252ZM264 194V193H263ZM262 194V195H263ZM27 195H30V193H28ZM69 195V194H68ZM67 195V196H68ZM72 195V194H71ZM73 195H74V192H73ZM71 196L70 198H69V200L70 201H73V200H77L74 196ZM124 195V194H123ZM146 195V194H145ZM149 195V194H148ZM222 195V194H221ZM237 196H238V194H236ZM244 195V196H245ZM260 195V193L257 195V196H259ZM23 196V195H22ZM70 196V195H69ZM138 196V195H137ZM150 196V195H149ZM148 196V197H149ZM191 197H192V195H190ZM201 196H203V195H201ZM205 196H206V194H205ZM208 196H209V194H208ZM216 196V195H215ZM227 196H229V195H227ZM227 196L225 197V198H227ZM235 196V195H234ZM234 196H232V197H234ZM246 196V197H247ZM113 197H114V195H113ZM123 197V196H122ZM147 197V196H146ZM207 197V196H206ZM219 197V196H218ZM239 197H237L238 199H240ZM242 197H243V195H242ZM252 197V196H251ZM261 197V196H260ZM27 198H30V196H28ZM26 198V199H27ZM38 198H39V196H38ZM65 198H67V197H65ZM143 198H145V197H143ZM150 198V197H149ZM216 198V197H215ZM220 198V197H219ZM234 198H236V196L234 197ZM233 198V199H234ZM244 198V197H243ZM249 198H250V196H249ZM248 197L246 198V200L247 199H249ZM25 199V198H24ZM25 199V200H26ZM40 200H41V198H39ZM46 199V203L47 204H45V202H44V204L46 205V206H48V204H49V202H47L48 200ZM111 199V198H110ZM125 199V198H124ZM140 199V198H139ZM198 199V198H197ZM200 199V198H199ZM233 199H232V201H233ZM242 199V198H241ZM240 199V200H241ZM245 199V198H244ZM38 201V202H41V201ZM102 200V199H101ZM112 200H114V199H112ZM123 200V199H122ZM121 200V201H122ZM134 200V199H133ZM201 200V199H200ZM204 200H206V199H204ZM212 200V199H211ZM231 200V199H230ZM243 200V199H242ZM251 199H249V200H247V201H250ZM255 200H257L256 198H255ZM34 201H35V199H34ZM34 201H32V203L34 202ZM86 201V200H85ZM99 201V200H98ZM105 201V200H104ZM108 201V200H107ZM130 201V200H129ZM147 201H148V199H147ZM150 201H151V198H150ZM214 201H216V200H214ZM227 201V199L225 200V202ZM229 201V200H228ZM227 201V202H228ZM235 201H237V200H235ZM245 201V200H244ZM253 201H254V199H253ZM24 202V201H23ZM28 202V204H29V201H27ZM37 202V201H36ZM36 202H34V203H36ZM97 202V201H96ZM109 202H111L110 200H109ZM120 202V201H119ZM131 202V201H130ZM167 202H168V200H167ZM203 202V201H202ZM219 202V201H218ZM224 202V203H225ZM257 203L258 202H260V201H256ZM25 203V202H24ZM31 203V202H30ZM29 204V205H33L34 206V204ZM43 203V202H42ZM91 203V202H90ZM136 203V202H135ZM154 203V202H153ZM153 203H152V205H153ZM163 203V202H162ZM201 203V202H200ZM229 203V202H228ZM228 203H226L227 204V206L230 204H228ZM239 203V202H238ZM37 204H39V203H37ZM110 204H112L113 205V202L112 203H110ZM216 206H218V203L216 202ZM249 204V203H248ZM261 202H260V206H261ZM2 205V204H1ZM1 205H0V207H1ZM58 205V204H57ZM82 205V204H81ZM90 205V204H89ZM139 205V204H138ZM141 205V204H140ZM208 205H209V203H208ZM214 205V204H213ZM236 204H234V205H232L233 207L235 206ZM38 206H40V205H38ZM44 206V205H43ZM46 206H44V209H43V207H42V209L43 210H41V211H44L45 210V208H48V207H46ZM82 206H84V205H82ZM128 206V205H127ZM131 206V205H130ZM135 206V205H134ZM204 206V205H203ZM206 206V205H205ZM215 206V205H214ZM237 206V205H236ZM248 206V205H247ZM250 206V205H249ZM25 207H26V205H25ZM53 207V208H54ZM81 207V206H80ZM88 207V206H87ZM107 207V206H106ZM149 207V206H148ZM192 206H191V204H190V208H191ZM198 207H200V206H198ZM219 207V206H218ZM223 207V206H222ZM231 207V206H230ZM263 207V206H262ZM33 208V207H32ZM35 208V207H34ZM82 208V207H81ZM86 208V207H85ZM90 208V207H89ZM117 208V207H116ZM151 208V207H150ZM195 208V207H194ZM209 208V207H208ZM212 208H214V207H212ZM237 208H238V206H237ZM242 208H244V207H242ZM245 208H246V205H245ZM252 208H254V207H252ZM256 208V207H255ZM37 209V208H36ZM75 209V208H74ZM84 209V208H83ZM98 209V208H97ZM111 209H113V208H111ZM110 209V210H111ZM125 209V208H124ZM127 209H128V207H127ZM189 209V208H188ZM187 209V211H189ZM203 209V208H202ZM217 209V208H216ZM227 209H229V208H227ZM258 209V208H257ZM20 210H23L22 208L20 209ZM27 210V209H26ZM31 210V209H30ZM29 210V211H30ZM48 210V209H47ZM80 210V209H79ZM106 210V209H105ZM209 210V209H208ZM214 210V209H213ZM212 210V213L214 212ZM230 210H231V208H230ZM229 210V211H230ZM244 210V209H243ZM247 210V209H246ZM29 211H27V212H29ZM46 211V210H45ZM83 211V210H82ZM84 211H85V209H84ZM87 211V210H86ZM186 211V209H184V211L183 212H181V214L182 213H184ZM186 211V213H188ZM216 211V210H215ZM219 211V210H218ZM248 211V210H247ZM246 211V212H247ZM256 211V210H255ZM40 211H39V207H38V212H36V211H33V209L28 213V215L27 216H24L23 217V215H21L22 217H20V218H18V219H20L19 221H21V222H23V225H24V227L22 228V230H24L25 229V233H26V231L27 232H29L34 226H35V224H37L38 223V226H39V222L41 223L42 222V219H43V217H41V213H39ZM88 212V211H87ZM87 212L85 213L86 215H87ZM94 212V211H93ZM105 212V211H104ZM112 212H114V211H112ZM195 212V211H194ZM232 212V211H231ZM249 212V211H248ZM80 213V214H79ZM79 215H83V216H85L84 214H81V212L79 211ZM84 213V212H83ZM89 213V212H88ZM109 213V212H108ZM133 213V212H132ZM163 213H164V211H163ZM186 213H184V214H186ZM191 213H193V212H191ZM196 213V212H195ZM194 213V214H195ZM203 213H205V212H203ZM217 213V212H216ZM215 213V214H216ZM234 213H235V215H236V211H234ZM239 213V212H238ZM251 213H253V212H251ZM24 214V213H23ZM41 214V215H40ZM55 213H54V211L52 212V216H51V218H50V222H49V225L51 224L52 226V229H51V231H50V233L45 237V241H43V247H42V249L43 250H45L44 252H47V251H49L53 246H54V243H58V242H56L57 240H58V238H59V235H60V233H59V230H60V228L62 227L61 226V223H60V221H59V219L54 215ZM125 214V213H124ZM135 214V213H134ZM223 214V213H222ZM244 214V213H243ZM246 214V213H245ZM244 214V215H245ZM256 214V213H255ZM255 214H254V216H255ZM5 215H4V217H5ZM44 215H46V213L44 214ZM43 215V216H44ZM93 215V214H92ZM95 215H96V213H95ZM155 215V214H154ZM183 215V214H182ZM193 215V214H192ZM234 215V216H235ZM253 215V214H252ZM251 215V216H252ZM97 216V215H96ZM132 216V215H131ZM179 216H181V215H179ZM202 216V215H201ZM201 216L199 217L200 219L199 220H201ZM206 216V215H205ZM208 216V215H207ZM224 216V215H223ZM246 216H247V214H246ZM245 216V217H246ZM249 216H250V213H249ZM261 216V215H260ZM8 216H6V218H7ZM44 217H46V216H44ZM60 217H62V216H60ZM80 218H81V216H79ZM102 217V216H101ZM151 217V216H150ZM164 217V216H163ZM182 217V216H181ZM211 217V216H210ZM231 217V216H230ZM233 217V216H232ZM242 217V216H241ZM253 217V216H252ZM1 219H2V217H0ZM10 218V217H9ZM76 218V217H75ZM80 218H78V220H81ZM83 218V217H82ZM89 218V217H88ZM115 218V217H114ZM132 218V217H131ZM146 218H148V217H146ZM145 218V219H146ZM156 218V217H155ZM171 218V217H170ZM222 219V221H223V217H221ZM233 218H236V217H233ZM261 218V217H260ZM264 218V217H263ZM262 218V219H263ZM0 219V220H1ZM10 219H12V218H10ZM17 219V218H16ZM15 219V220H16ZM91 218H89V220H90ZM164 219V218H163ZM180 219H182V218H180ZM202 219H205V218H202ZM227 219V218H226ZM84 220H86L85 218H84ZM168 220V219H167ZM183 220H185V219H183ZM182 220V221H183ZM198 220V221H199ZM207 220H208V217H207ZM237 220V219H236ZM246 219H244V221H245ZM1 221H3V220H1ZM8 221V220H7ZM16 221H18V220H16ZM82 221V220H81ZM80 221V222H81ZM88 221V220H87ZM97 221V220H96ZM131 221H133V220H131ZM164 221V220H163ZM194 221V220H193ZM193 221L192 220H187L186 219V221H184L185 223H187V225L189 226V232L185 235V237H183L184 238V241H185V243L187 242V241H189V239L190 238H192V236L194 235V233L196 232V223L194 224L193 223ZM226 221V220H225ZM239 221H241L240 220V217H239V219L237 220V222H239ZM262 221V220H261ZM4 222H5V220H4ZM74 222V221H73ZM79 222V221H78ZM90 222V221H89ZM156 222V221H155ZM177 222V221H176ZM182 223V224H185V223ZM196 222V221H195ZM228 222V221H227ZM236 222V221H235ZM9 223V222H8ZM12 223V222H11ZM88 223V222H87ZM87 223H85V224H87ZM96 223V222H95ZM103 223V222H102ZM150 223H151V221H150ZM200 223V222H199ZM205 223V222H204ZM219 223H221V222H218V224ZM226 223V222H225ZM241 223V222H240ZM14 224V223H13ZM16 224V226H17V223H15ZM69 224V223H68ZM160 227L159 228H165V226L164 225H162L161 223H157ZM201 224H203L202 222H201ZM210 224V223H209ZM217 224V225H218ZM227 224V223H226ZM225 224V225H226ZM232 224V223H231ZM11 225V224H10ZM83 225V224H82ZM92 225V224H91ZM95 225H97V223L95 224ZM157 225V226H158ZM203 225H205V224H203ZM210 225H212V224H210ZM214 225V224H213ZM223 225V224H222ZM233 225V224H232ZM231 225V226H232ZM237 225V224H236ZM8 226V225H7ZM15 226V225H14ZM106 226V225H105ZM104 226V227H105ZM177 226V225H176ZM183 226V225H182ZM205 226H207V225H205ZM219 226V225H218ZM227 226V225H226ZM234 226V225H233ZM232 226V227H233ZM238 226H240V225H238ZM80 227V226H79ZM85 227V226H84ZM83 227V228H84ZM87 227V226H86ZM88 227H89V225H88ZM100 227V226H99ZM103 227V226H102ZM110 227V226H109ZM204 227V226H203ZM228 227H229V225H228ZM235 227V226H234ZM2 228V227H1ZM9 228H10V226H9ZM39 228H41L40 226H39ZM112 228V227H111ZM183 228V227H182ZM209 228V227H208ZM211 228V227H210ZM225 228V227H224ZM257 228V227H256ZM6 229H8V228H6ZM13 229V228H12ZM88 229V228H87ZM127 229H128V227H127ZM168 229H170V228H168ZM202 229V228H201ZM204 229V228H203ZM214 229V228H213ZM227 229H229L230 230V227L229 228H227L226 227V232L228 231L229 232V230H227ZM238 229V228H237ZM84 230H86V229H84ZM97 230V229H96ZM140 230V229H139ZM207 230H209V229H207ZM216 230H221V228H220V226L218 227V229H216ZM234 230H235V228H234ZM6 231V230H5ZM9 231V230H8ZM12 231V230H11ZM7 232V233H3L2 231H0V237H2V239H4V246L6 247V251L3 253V255L0 257V264H4V260L6 261V259L5 258H7V257H12V256H15L16 255V246H17V243H18V240H17V238L18 237H14L13 236V233L12 232ZM198 231V230H197ZM222 231V230H221ZM221 231H219V233L221 232ZM225 231V230H224ZM233 231V230H232ZM245 231V230H244ZM2 232V233H1ZM24 232V231H23ZM39 232V231H38ZM87 232H89L88 230H87ZM166 232V231H165ZM164 232V234H161L160 236H163L162 238H165L164 236H167V233H165ZM168 232V231H167ZM213 232H214V230H213ZM231 232V231H230ZM235 232V231H234ZM234 232H231V234L232 233H234ZM237 232H238V230H237ZM77 233H79V232H77ZM90 233V232H89ZM97 233V232H96ZM100 233V232H99ZM236 233V232H235ZM234 233V234H235ZM30 233H28V235H29ZM35 234H38V233H34L33 235H35ZM80 234H81V232H80ZM147 234V233H146ZM196 234H198V233H196ZM205 234H207V233H205ZM217 234V233H216ZM230 234V235H231ZM237 234V233H236ZM235 234V235H236ZM27 235V234H26ZM93 235V234H92ZM224 234H222V236H223ZM229 234H227V236H228ZM30 236H31V238H32V234H30ZM89 236V235H88ZM111 236V235H110ZM145 236V235H144ZM150 236V235H149ZM196 237H198L197 235H195ZM194 236V237H195ZM227 236H224V237H227ZM233 237H234V235H232ZM231 236V237H232ZM245 236V235H244ZM28 237V236H27ZM26 237V238H27ZM90 237V236H89ZM93 237H94V235H93ZM151 237V236H150ZM229 237V236H228ZM227 237V238H228ZM241 237V236H240ZM19 239V238H18ZM60 239V238H59ZM77 239V238H76ZM147 239V238H146ZM178 239V238H177ZM192 239H194V238H192ZM207 239V238H206ZM218 239H219V237H218ZM218 239H217V243H218ZM231 239H233V238H231ZM264 239V238H263ZM66 240V239H65ZM79 240V239H78ZM78 240H77V242H78ZM87 240H88V237H87ZM152 240V239H151ZM162 240V239H161ZM164 240V239H163ZM201 240H203V239H201ZM201 240L200 241H198L197 243H200L201 242ZM208 240H209V238H208ZM224 240V239H223ZM234 241H235V239H233ZM242 240V239H241ZM67 241V240H66ZM71 241V240H70ZM146 241V240H145ZM176 241V240H175ZM216 240H214L213 242H215ZM227 241V240H226ZM85 242V241H84ZM89 242V241H88ZM95 242V241H94ZM155 241H153V243H154ZM157 242V241H156ZM156 242H155V244H156ZM174 242V241H173ZM203 242V241H202ZM205 242V241H204ZM212 242V241H211ZM220 242V241H219ZM63 243V242H62ZM68 243V242H67ZM92 243V242H91ZM170 243V242H169ZM175 243H177V242H175ZM188 243V242H187ZM209 243V242H208ZM216 243V245L218 246V244ZM226 243V242H225ZM232 243V240H231V242L229 243V244H231ZM236 243V242H235ZM235 243H233V244H235ZM240 243V242H239ZM83 244H85V243H83ZM108 244H109V242H108ZM163 244V243H162ZM183 244V243H182ZM211 244V243H210ZM69 245V244H68ZM113 245V244H112ZM173 245V244H172ZM171 245V246H172ZM177 245H180V243L179 244H177ZM188 245V244H187ZM200 245V247H201V245H203V243H200L199 244ZM209 245V244H208ZM228 245V244H227ZM240 245H242V244H240ZM2 246V245H1ZM32 246V245H31ZM114 246V245H113ZM141 246V245H140ZM195 246H198V244L197 245H194V247ZM215 246V245H214ZM230 246V245H229ZM232 246H235V245H231V247ZM237 246H239V245H237ZM250 246V245H249ZM3 247V246H2ZM57 247V246H56ZM126 247V246H125ZM154 247H156V246H154ZM181 247V245L179 246V248ZM183 247V246H182ZM185 247V246H184ZM227 248H228V246H226ZM259 247V246H258ZM63 248V247H62ZM72 248V247H71ZM115 248V247H114ZM127 248V247H126ZM174 248H175V245H174ZM174 248L172 247V249L174 250ZM176 248H178V247H176ZM199 248V247H198ZM197 248V249H198ZM202 248V247H201ZM222 248V247H221ZM230 248V247H229ZM229 248L227 249V250H229ZM2 249H4V248H2ZM159 249V248H158ZM168 250H169V248H167ZM171 249V250H172ZM181 249V248H180ZM188 249V248H187ZM196 249V250H197ZM200 249V248H199ZM198 249V250H199ZM203 249V248H202ZM207 249H209V248H207ZM216 249V248H215ZM215 249H212V250H215ZM226 249V248H225ZM232 249V248H231ZM31 250V249H30ZM58 250H59V247H57L53 252H58ZM170 250V251H171ZM173 250H172V252H173ZM190 251H192L191 249H189ZM188 250V251H189ZM195 250V251H196ZM221 250V249H220ZM243 250V249H242ZM2 251V250H1ZM132 251V250H131ZM187 251V250H186ZM194 251V250H193ZM202 251V250H201ZM209 251V250H208ZM217 251V250H216ZM216 251H214V252H216ZM240 251V250H239ZM248 251V250H247ZM116 252V251H115ZM129 252V251H128ZM128 252H126V253H128ZM172 252H170V255L172 254ZM179 252V256L181 257V255H183V254H180V251H178ZM184 252V251H183ZM221 252V251H220ZM224 252H225V250H224ZM224 252H222V254L224 253ZM233 252V251H232ZM106 253V252H105ZM123 253V252H122ZM167 253V252H166ZM175 253H176V250H175ZM174 253V254H175ZM198 253V252H197ZM196 253V254H197ZM207 253V252H206ZM206 253L204 254V255H206ZM209 253V252H208ZM213 253V252H212ZM211 253V254H212ZM218 253V251L215 253V254H217ZM226 253V252H225ZM257 253V252H256ZM73 254L74 253H72V256H73ZM80 254V253H79ZM78 254V255H79ZM91 254V252H90V250H87V251H85V256H89ZM129 254H131V252L129 253ZM150 254H151V252H150ZM177 254V253H176ZM185 254H188V253H186L185 252ZM211 254H209V255H211ZM219 254H221V253H219ZM218 254V255H219ZM19 255V254H18ZM37 255V254H36ZM61 255V254H60ZM60 255H53L52 257H51V259H52V264H57V261H58V259L60 258ZM121 255V254H120ZM167 255V254H166ZM169 255V256H170ZM198 255V254H197ZM236 255V254H235ZM245 255V254H244ZM71 256V257H72ZM84 256V255H83ZM125 256V255H124ZM131 256V255H130ZM152 256V255H151ZM169 256H168V258H169ZM208 256V255H207ZM207 256H206V258H207ZM212 256V258H213V256H214V254L213 255H211ZM216 256V255H215ZM221 256V255H220ZM251 255H249L248 256V258L250 257ZM256 256V255H255ZM32 257H33V255H32ZM80 257V256H79ZM155 258H156V256H154ZM167 257V256H166ZM187 257L189 258L188 260L190 261H193L194 259L193 258H195L194 257V254L193 253H189L188 255H187ZM196 257H199V256H196ZM202 257H204V256H202ZM217 257V256H216ZM219 257V256H218ZM226 257V256H225ZM13 258V257H12ZM25 258H26V255H25ZM38 258H39V256L37 255V257H35V258H33L34 260H36L37 262H38ZM47 258H48V256H47ZM47 258H46V260H47ZM89 258V257H88ZM122 258V257H121ZM133 258V257H132ZM158 258V257H157ZM168 258H166V259H168ZM175 259V257H172V259ZM177 258V260H179L178 259V257H176ZM205 258V257H204ZM210 258V257H209ZM215 258V257H214ZM224 258V257H223ZM245 258H246V256H245ZM10 259V258H9ZM28 259V257L26 258V260ZM80 259V258H79ZM125 259V258H124ZM134 259H136V257L134 258ZM161 259V258H160ZM159 259V260H160ZM182 259H185V260H187V258H182ZM193 259V260H192ZM197 259H199V258H197ZM247 259V258H246ZM33 260V261H34ZM97 260V259H96ZM137 260H138V258H137ZM157 260V259H156ZM159 260H157V261H159ZM210 260V259H209ZM218 260V259H217ZM248 260V259H247ZM247 260H246V263H247ZM252 261H253V259H251ZM250 260V261H251ZM259 260V259H258ZM8 261V260H7ZM13 261H14V264H21V259L20 258H17V257H15V258H13ZM33 261H31V263L30 264H41V260L39 259V262L38 263H35V262H33ZM134 261H136V260H134ZM163 261H164V259H163ZM162 261V262H163ZM168 261H170V259H168ZM174 261V260H173ZM196 261V260H195ZM226 261H227V259H226ZM230 261V260H229ZM251 261V262H252ZM46 262V261H45ZM48 262V261H47ZM89 262V261H88ZM141 262H142V260H141ZM140 262V263H141ZM151 262V261H150ZM160 263H161V261H159ZM175 262H177L176 264H178V262L179 261H175ZM174 262V263H175ZM183 262V261H182ZM185 262V261H184ZM183 262V263H184ZM188 262V261H187ZM221 262V261H220ZM224 262V261H223ZM222 262V263H223ZM250 262V263H251ZM23 263H24V261H23ZM127 263L129 264V262L127 261ZM137 263H138V261H137ZM139 263V264H140ZM149 263V262H148ZM151 263H153V262H151ZM159 263V264H160ZM164 263H165V261H164ZM163 263V264H164ZM167 263H169V262H167ZM180 264H181V261L179 262ZM245 263V264H246ZM48 264V263H47ZM156 264V263H155ZM162 264V263H161ZM191 264V263H190ZM194 264H196L195 262H194ZM207 264H209V262L207 263ZM215 264H216V262H215ZM233 264V263H232ZM247 264H249V263H247ZM252 264V263H251ZM257 264V263H256Z\"/></svg>",
  "mask_w": 264,
  "mask_h": 264
}]
</instances>
